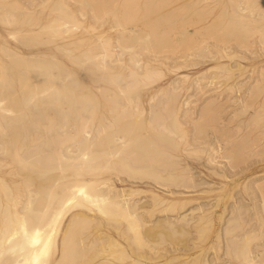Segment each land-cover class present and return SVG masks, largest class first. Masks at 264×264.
<instances>
[{
	"label": "bare ground",
	"instance_id": "bare-ground-1",
	"mask_svg": "<svg viewBox=\"0 0 264 264\" xmlns=\"http://www.w3.org/2000/svg\"><path fill=\"white\" fill-rule=\"evenodd\" d=\"M4 1V0H3ZM30 0H28V2H29ZM32 2H34V3H32L33 5L35 4V7L32 5V6H30L31 4H30V2H29V4H28V2H26V3H23V7H24V5H27V8H26V6L24 7V8H26L25 10L23 9V11L25 12L27 9H28V13H27V16H26V18L28 17V15H30L29 14V9H33L30 13H33V11L35 12V10H37V8H36V4L38 5V3L37 2H40L39 3V6H41L42 5V3H43V1L45 2H47V0H41V1H36L35 2V0L33 1V0H31ZM50 1H52V0H50ZM54 1V0H53ZM66 2H63V0L61 1H59L60 3L62 2L63 4H65V3H67V0H65ZM73 1V0H72ZM80 1H82L83 3H84V5L86 4V6H84V7H90V8H92L91 9V12H90V9H88L89 10V12L94 16H92V15H90L89 16V18L91 19V16L93 17V18H97V20L99 21V20H101V19H103V18H105V14H107L106 16L107 17H109L108 15H109V12H112L111 14L113 15V17H114V21H112V22H114L113 24H115L116 25V27H119V26H122L121 28L122 29H120V31L122 30L123 31V33L122 34H125V33H127L128 31H130V34H131V31H132V35H130V34H127V35H115V36H113V35H104L107 31H109V30H107L104 34L102 33V32H99V34L97 33V34H94V36H92V37H87L86 35H84V36H76V34H73V37H71L70 38V36H72L71 34H70V31L71 30H74V31H76V29L78 30V28H80V26L81 25H83L82 24V22L81 21H79L80 23H81V25L80 24H78L79 22L77 21V17L75 16V13L74 12H76L77 11V13H78V9H80V7L82 6H80V7H78L77 6V10H75L74 12L72 11V8L71 9H68V8H70L69 6H68V3L66 4L67 6H68V8H67V6L65 5V6H63L62 7V4L60 5V7H62V11L60 10H58L60 13H62L61 15L59 14L58 16H54V17H51L50 18V20L47 22V20H46V24H43V25H40L39 26V29L40 30H43V28H47L48 29V31H47V29H44L45 31H47V33L49 32V33H51L52 31H53V33L51 34L52 35V37L53 38H55L54 36L55 35H58V37L60 38H65L66 40H60V41H62V42H59V43H57V42H54V40H52L51 38H49V39H51V41L52 42H49V39H46L45 41L46 42H49V43H57V44H55L56 45V48L59 50V49H62V50H66L65 51V55L67 56L68 55V57H69V59L73 62V63H75L76 65L78 64H81V63H83L85 60L84 59H86V62H91L92 64H91V66L92 67H88L87 69H89V71H90V74L91 73H93V74H91V75H97V77L96 78H94L93 79V81L94 82H96V83H98V81L100 82V84L99 85H97V84H95V85H97V87H96V89H97V92L98 91H100V94L102 93V95H104V98L105 99H103V101L101 100L102 98H101V96L102 95H100V100L101 101H98L97 102V104H98V106H99V103H100V108H101V113H100V119H99V124H97V126H98V128L94 125V123H95V121L93 122V125L92 126H95L96 128H97V130L96 131H94V129L95 128H93V131L91 130L92 128V126H91V124H92V118H94L93 116H92V118H91V116L87 113V115L85 114V112L87 111H91L90 113L92 114V115H94L93 114V111H95V107H96V105H95V103L93 102V100L95 99L93 96H94V94L93 93H96V92H93L94 90H95V87H94V90H92V87H91V89L87 86V85H85V84H81L82 82H79V79H77V77L76 76H74V74L72 73V68H74V66L71 68V67H68L67 65H65V64H63L62 63V60H59V59H57L56 57H55V55H53V56H51V58H49L46 54H43V52H40V51H38V52H33V53H31L32 54V56H28L29 58H27V56H25L24 54H22L21 52H20V50H18L17 51V49L15 50L14 48L15 47H9V46H7L6 48L4 47V46H2V49L4 48L6 51H10V53H11V51L13 50L14 52H15V55H16V57L17 58H19L20 60H24V61H26V63H28V64H30V66L31 67H33V64H34V66L36 65L37 67H36V69H41L42 71L40 72V74L39 75H41L40 77H42V78H39V80H38V77H39V75H37V82H38V89L39 90H36V92L37 93H33L32 94V99L30 100L31 102H33V103H31V102H29V103H31L32 105H33V108L35 109L34 111H33V113H36V114H38V116H35L36 114H34V116H35V118H33L35 121H36V117H37V119L38 120H41V121H45V120H48V124H46V125H44L43 127H45V129H48V131L47 132H44V129L42 130V132H40L39 131V133H37V131H36V133L34 132V134H36V136H35V138L36 139H40V140H48V141H50L52 144H50V145H48V144H45L44 146H43V142H36L35 140H31V138L30 139H28V137H30L31 135H32V133H29L28 132V130L26 131V133H25V129L27 128V126H26V128L24 129V131L22 132V134L20 133H14V132H16L17 130H18V125H19V119L17 120L14 116H17V115H21V114H17V115H15L14 114V116H11V115H9V111L12 113V108L10 107V103H11V105H12V101H11V99H16V102H15V104L17 103V104H19V105H17V106H20V108L19 107H17V108H19V109H21V102H20V100H18L19 98H18V92L16 93V91H14V92H12V93H16L15 95L17 96V97H14L15 95L14 94H12L11 93V95L10 96H8V97H6V98H3V97H1V95L2 94H4L5 93V88L8 86V85H6L5 83H6V76L4 75V74H0L1 76L3 75L4 77H5V81L3 80V78H2V80L5 82V83H3V81L1 82V76H0V87L2 88V86L3 85H6V86H4L5 88H4V90L5 91H3L1 88H0V108H2V109H4L3 111H5L4 113H6L7 114V112H8V117H14L13 118V120H16V121H18V122H16V121H13L12 119H11V117L9 118L10 119V121L12 120V122H13V124H14V126L16 125V123L18 124L17 125V129L16 128H14V127H11L10 129V131H14L13 132V134H16L15 136H16V140L18 141L17 142V144L15 145V143H13V141L15 140L14 138H15V136L12 134V132H11V134H10V131H9V134L10 135H12V137H13V139H12V137H10V135L9 136H7L8 138V140L5 138H3V140H0V154H1V152H3V154H5V153H8V154H10L9 156L13 159V160H18L19 162H20V164L22 165H20L21 166V168H19V169H21V170H25L26 171V173H27V171H28V169H29V171L31 170V172L34 174V176H33V174H30V173H27L28 175L26 176V173H25V175L24 176H26V177H24V180L22 179L23 178V171H21L22 173L21 174H18V173H16V171H15V173L19 176H22V178L19 176V178H20V180L22 179L23 180V182H21V184L22 183H27V185L29 186V184L28 183H32L31 185H34V180L36 179V181L38 182V184L36 185V188H32V187H30V188H32V189H30V188H28V190H27V186H25L26 188H24V190H26L28 193L26 194V199H24L25 201H23V202H21V203H23V204H21L20 206L21 207H17V205L18 204H20V203H17V199H16V197H14L15 195H13L12 193H13V191H12V193H11V189H12V187H11V184H13L14 183V181L12 180L11 182H13V183H11V184H9L8 183V181H6V180H4V184H3V189L5 188H9V189H7V190H9V193H6V196L4 195V197L3 196H1L0 195V224H2V226H0V264H47L48 262L50 263V260L48 259V255L50 254V252H51V250L54 248V247H57V244L58 243H60V248H61V256H60V258H59V262H58V264H75V262L76 261H79V262H82V261H80V259L82 258V256H83V258H84V255H82L83 254V252H84V249L85 248H83V245H82V248L81 247H79V239L77 238L78 236H79V233L81 232V227H86L87 228V226L88 225H90V224H93V222L95 221V218L93 217V216H97V215H100V217L102 216V217H104V219H106L108 222H107V224H109L110 222H111V224H112V226L114 227V229H115V231L117 232V235L119 236H122V239H123V237H126V238H128L127 240L128 241H132L133 242V238L130 240V237H128L127 235L128 234H130V233H132V236L134 237V236H143V235H148V236H150V235H153L154 233H156L157 232V228H161V230H162V232L164 233L165 231H169V232H171V233H175V232H177V231H181V232H187V234L189 233H191V231H190V229H188V228H190V227H193V228H195V231H196V233H197V239H198V241H203V242H205V240H206V238H207V233H208V231L210 230V229H212L211 227V225H212V218H213V213L215 212L214 210H213V208H216L217 206L216 205H212V206H207V205H205V206H203L202 204H197L198 206H194V207H196V208H194V207H192L191 209H192V215L194 214V218H191V216L189 215V218H188V215H187V213L185 214L184 212L183 213H181V210L183 211L187 206H189L190 204H188V203H191V201L189 202V199H190V197H192V198H198V197H202V195L201 194H196V193H198L199 192V190L200 189H198L202 184H204L205 182H199L198 181V176H197V178H196V174H195V172L193 171V169L191 168V166H188V162H190L189 161V159H188V155H186V154H188L189 153V151L190 152H192L193 150H195V152L196 151H201V149H202V151L204 152V151H207L206 150V147H204L205 145H208V146H210L211 148V150H209V154H210V158H208V162L207 163H209V162H211V163H213V165L211 166L210 165V167H216L217 165H218V162H217V157H218V155H216V154H218V153H216V152H218L219 151V148H221L222 146H220L221 144H220V141H219V139L218 140H216V141H219V146H217V147H215L214 148V146L212 147V145H211V142H209V141H206L207 140V138H208V136H209V138L211 137V135L213 136V134H207L208 136L206 137V135L205 136H203L202 134H205V132L207 131V129H208V127L211 125V121L212 120H214L213 118H214V116L216 115V113L219 111L218 110V108L220 107L219 105H220V103H219V105L217 104V106H213V104L215 105V103L214 102H216V100H217V98L215 99V98H213V99H215V101L214 100H212L213 102H208V104L206 103V105L205 104H203V105H205V106H207L206 108H203L202 110H201V113H200V118L201 119H198V120H195L193 117V112L191 113V111H190V109H187V110H183L182 112H184L183 113V115H184V117H185V119L186 120H189V121H191V122H194L195 123V125L194 126H196V128H197V135L196 136H194L192 139H187V134H188V128L186 127V126H183L182 124H183V122H181V119H182V117L181 116H179V112H178V107H177V103H178V101L179 100H177V99H180V97L182 96L181 94L183 93L182 91L183 90H185V89H187L188 91L189 90H191L192 89V86L193 85H197L195 88H197V91H198V87L200 86V81L201 80H203V72L200 74V75H198L197 74V76L195 77V76H193V78H192V75H191V77L190 78H188L189 76L187 75V74H182L183 76H181L182 78H180L179 80L178 79H173L172 81H171V83L169 84L170 86H169V88L167 87V88H161L162 87V85H161V87L160 88H158L157 89V91L156 92H158L157 93V96L159 95H161V94H159V92H161L162 93V95L160 96L161 98H159V99H157L156 97V103H154V101L152 100H149L148 102L150 103L149 105H145V103H143V98H144V95L142 96V97H140L139 95H140V93H139V95H137V92L135 91V90H139V87L143 84V86H147V85H150L151 86V84H153L155 81H158L159 80V78L160 77H164V75H163V73L162 72H164L162 69H160V65H163V66H166V65H164V63H163V56H165L163 53L165 52V48L166 49H168V48H175L176 47V45H177V47H178V42H176L177 41V38L175 39V42H176V44H175V42L174 41H172V40H174V38H170V39H172V40H170L171 41V43H172V46L173 45H175V47H172L171 46V44L169 43L170 41H168L167 40V43H169L170 44V46L171 47H169V45L168 44H166V39L168 38V36H167V38H166V36H165V34L164 33H166V32H164V30L162 31V30H160V31H158V32H161V33H157V32H155V31H153L155 28H154V26H156V24H160V22H162L163 20H164V18H166V17H169L172 13H174V11H172V10H167L168 12H165L164 13V10H163V12L162 13H157L154 17H155V20H152L151 18H153L154 19V17L152 16L153 15V11L154 12H156L155 10H154V8L155 7H158L159 5H160V7L162 6V8H164L163 7V5L164 4H160V1L161 0H159V1H157V3L159 2V4L157 5V6H155L156 5V3H154L153 5H152V3H151V5H150V2L151 1H148L147 2V0H146V3L148 4L149 3V5H147L145 2H143L142 1V3H145L146 4V6H145V8H142L143 7V5H140L141 3V0H139L138 2H136V0H121V1H123L122 3H121V5H120V8H119V5H118V9H117V11L116 10H110V4H113V3H115V4H117L116 2H114L113 0H85V1H83V0H80ZM117 1V0H116ZM145 1V0H144ZM152 1H154L155 2V0H152ZM162 1H165V0H162ZM167 2H168V0H166ZM165 1V2H166ZM169 1H172V0H169ZM175 1H177V0H175ZM179 1H181V0H179ZM178 1V2H179ZM189 1V0H188ZM201 0H193V1H191L190 2V4L191 5H189L188 3L189 2H185L186 4H188L190 7H193L192 6V4H197L198 2H199V4H201L203 1H205V0H202L201 2H200ZM214 1V0H213ZM216 1V0H215ZM226 1V0H225ZM229 1V0H228ZM231 1L233 2V0H230L229 2H230V4H232L231 3ZM238 2L239 3V1H237V0H234V2ZM245 1V2H244ZM254 0H243V1H240V2H244V3H239V6H240V8L238 7L237 9H240V10H242V11H240V10H237L238 12H240V13H236L237 11H236V9H235V11L236 12H234V10H233V14L232 15H230V12H229V15H228V13L227 12H225L226 10H225V8H227V7H229L228 5H230V4H228L227 3V1H226V3L228 4V5H223V7H225V8H223V14H224V12L226 13V15H228V17H230V19L228 18V21L231 23V24H229L230 26H224L225 28L226 27H230L229 29H230V31H231V28H232V23H234V26L235 27H238V25H239V29L243 32V34L244 35H246L245 33L247 32V30H249L248 32H247V34L249 33V32H251V31H253L252 30V28H247V27H245V29H242V28H244L243 26H245V24H246V22L244 21V20H250V21H252V16H251V18H249V16H250V14H255V11L254 10H256V8H255V3L257 2L256 0V2L254 3L253 2ZM261 1V0H260ZM45 2V3H46ZM57 2H58V0H57ZM58 2V3H59ZM69 2H71V0L69 1ZM74 2H79V0L77 1V0H74ZM82 2H79V3H82ZM113 2V3H112ZM118 2V4H119V1H117ZM164 2V3H165ZM208 2V1H207ZM207 2H204V3H207ZM212 2V1H211ZM211 2H209V3H207L205 6V8L203 7L204 5H203V3L201 4V8H200V11H202L203 13L205 12V11H203V10H201V9H205L206 10V8L207 9H209L208 10V13L207 14H210L209 13V11H210V9L211 8H208L207 7V5H209ZM223 2V1H222ZM233 2V4H236V2L234 3ZM258 2H259V0H258ZM44 3V4H45ZM53 3V2H52ZM59 3V4H60ZM137 3H140V4H138V5H140V6H142L141 7V9L139 10V11H137V12H140V13H138L137 14V12H136V9H137V7H136V4ZM170 3V5L172 4L171 2H169ZM168 3V4H169ZM180 3V2H179ZM213 3V2H212ZM216 3H217V1H216ZM259 3H262V2H259ZM257 4V5H259L260 7H261V5L260 4ZM263 3H264V1H263ZM1 4V3H0ZM43 4V6H46V5H44ZM73 4V3H72ZM74 4H76V3H74ZM183 4H184V2H183ZM182 4V5H183ZM198 4V5H199ZM219 4V2L217 3V5ZM89 5V6H88ZM166 5V4H165ZM164 5V6H165ZM175 5V4H174ZM188 5H184L185 7H187L188 8ZM216 4L214 3V6H215ZM221 5V4H220ZM1 6H3V5H1ZM4 6H5V4H4ZM3 6V7H4ZM42 6V7H43ZM82 6V7H83ZM167 6V5H166ZM165 6V7H166ZM171 6H173V5H171ZM180 6V5H179ZM178 6V7H179ZM184 6H182V7H184ZM195 6V5H194ZM197 6V5H196ZM213 6V7H214ZM230 6H232V5H230ZM235 6V5H234ZM238 6V5H237ZM257 7V9L258 8H260V7ZM262 6H263V4H262ZM2 7V8H3ZM22 7V8H23ZM29 7V8H28ZM32 7V8H31ZM48 8H49V6H47ZM81 7V8H82ZM168 7H170L169 5H168ZM200 7V6H199ZM199 7H197L198 8V10H193L194 8L195 9H197L196 7H193V9H187L188 11H191V10H193L192 12H195L196 13V11H198V14L199 13H201V12H199ZM210 7H211V5H210ZM216 7V6H215ZM221 7V6H220ZM1 8V7H0ZM21 8V7H20ZM41 8V7H40ZM39 8V9H40ZM138 8H140V7H138ZM162 8H159V9H162ZM172 7H170L169 9H171ZM233 8H235V7H233ZM233 8H231V9H233ZM262 8V10H263V8L264 7H261ZM45 9V8H44ZM53 9V8H52ZM76 9V8H75ZM83 9H87V8H83ZM142 9H143V12H142ZM151 9H152V15H150L151 13H150V11H151ZM157 9V8H156ZM159 9L157 10V11H159ZM165 9V8H164ZM172 9H174V8H172ZM176 10H177V8H175ZM179 9H181V8H179ZM182 9H184V8H182ZM215 9V8H214ZM219 9V8H218ZM221 9V8H220ZM228 9V8H227ZM230 9V8H229ZM254 9V10H253ZM74 10V9H73ZM187 10H185V11H187ZM213 10V9H212ZM225 10V11H224ZM244 10H246V12H244ZM248 10V11H247ZM49 11H50V8H49ZM80 11H82V13H83V18L85 17V14L86 13H84L83 11H87V10H80ZM79 11V12H80ZM171 11H172V13H171ZM187 11V12H188ZM221 11V13L220 14H222V10H220ZM39 12H41V9H40V11ZM48 12V11H47ZM58 12V13H59ZM88 12V11H87ZM88 12V13H89ZM176 12V11H175ZM181 12V11H180ZM186 12V13H187ZM206 12H207V10H206ZM205 12V13H206ZM212 14L215 12V11H210ZM218 12V11H217ZM258 12V11H257ZM256 12V13H257ZM260 13H264V10L263 11H259ZM43 13V12H42ZM49 13H53V11L52 12H49ZM54 13H55V11H54ZM89 13V14H90ZM178 13H179V11H178ZM177 13V14H178ZM185 13V12H184ZM189 13V12H188ZM203 13H202V15L200 14L199 16H204L205 15V17L204 18H207L208 17V15H207V17H206V14H204L203 15ZM21 14H22V12H21ZM81 14V13H80ZM183 14V13H182ZM211 14V15H212ZM220 14H218L217 16H215V17H217L216 18V20H218V22L221 20V18L219 19V15ZM236 14V15H235ZM258 14V13H257ZM26 15V14H25ZM39 15V14H38ZM37 15V16H38ZM41 15V14H40ZM44 15V14H43ZM43 15H41V16H43ZM50 15V14H49ZM49 15H48V17H49ZM53 15V14H52ZM87 15L88 14H86V18H87ZM111 15V16H112ZM186 15V14H185ZM190 15V14H189ZM188 15V16H189ZM192 15H194V13L192 14ZM261 15V14H260ZM22 16V15H21ZM34 16H36V13H35V15ZM45 16V15H44ZM79 16H81V15H79ZM104 16V17H103ZM180 16H181V14H180ZM210 16V15H209ZM221 16V15H220ZM223 16V15H222ZM246 16V17H245ZM254 16V15H253ZM257 15L255 14V16H254V19H253V21H256V19L258 18V17H256ZM262 16V15H261ZM39 17V16H38ZM47 17V18H48ZM72 17V18H71ZM102 17V18H101ZM151 17V18H150ZM171 17H173L172 15H171ZM177 18L179 17V16H176ZM176 17H174V18H176ZM184 17H186V16H184ZM183 17V18H184ZM191 18H192V16H190ZM215 17H214V19H215ZM247 18V19H245V18ZM256 17V18H255ZM32 18H35L36 19V17H30L29 16V18L27 19V22L29 23V21L32 19ZM40 18V17H39ZM92 18V19H93ZM99 18H101V19H99ZM198 18V17H197ZM196 18V19H197ZM203 18V17H202ZM202 18L200 19L201 20V22H202ZM210 18V17H209ZM223 19L225 18V20H222V21H226V17H225V14H224V16L222 17ZM244 18V19H243ZM259 18H260V16H259ZM258 18V19H259ZM24 19L25 18H23V20L22 21H24ZM43 19H46V18H44L43 17ZM75 19V20H74ZM89 19V20H90ZM91 19V20H92ZM168 18H166V22L169 20L171 23L170 24H172V25H170L169 23V25H170V27L172 26H175V25H173V24H177L178 22H174V23H172L173 21H172V19L170 20V19H168ZM208 19V18H207ZM211 19V18H210ZM214 19H212V21L213 22H209V24L210 23H212L211 25H209L208 24V29H209V27H214V25H215V29H214V31H212L213 33L217 30V29H219V28H217V27H219L220 25L219 24H221V23H217V21L216 20H214ZM257 19V20H258ZM261 19V18H260ZM263 19H264V15H263ZM263 19H262V21H263ZM37 20V19H36ZM35 20V21H36ZM72 20H73V22H72ZM81 20V19H80ZM87 20V19H86ZM90 20V21H91ZM96 20V21H97ZM106 20V19H105ZM104 20V21H105ZM108 20V19H107ZM150 20H151V22H150ZM162 20V21H161ZM175 20V19H174ZM187 20V19H186ZM189 20V19H188ZM195 20V19H194ZM248 20V21H249ZM21 21V22H22ZM25 21H26V19H25ZM34 21V20H33ZM34 21V22H35ZM38 21V20H37ZM74 21H75V23H74ZM83 21H84V19H83ZM141 21V22H140ZM156 21V22H155ZM165 21V20H164ZM196 21V20H195ZM216 21V22H215ZM252 21V22H253ZM258 21H260V23H262L261 22V20H258ZM78 22V23H77ZM103 22V21H102ZM102 22L100 21V25H99V22H97V24L100 26V27H102L101 25H103L102 24ZM145 22V23H144ZM147 22H150V23H148V25H146L147 24ZM155 22V23H154ZM180 22H182V20H180ZM192 22H193V19H192ZM201 22H199V21H197V24L198 23H201ZM228 22V23H229ZM10 22H7V24H9ZM26 23V22H25ZM24 22H23V25L25 24ZM28 23H26L27 24V26L29 25H31V24H28ZM31 23H33V22H31ZM41 23V22H40ZM43 23V22H42ZM76 23H77V25L79 26H77L76 25ZM84 23V22H83ZM85 23H87V21L85 22ZM94 23H96L95 21H94ZM94 23H92V25H94ZM105 23H107V21H105L104 22V24ZM129 23V25L132 23H134L133 25H131L132 27L133 26H135L136 27V25H145V27H144V29L146 28V26H147V29L149 28L148 26H149V24L150 25H152L153 24V32H152V37L151 38H148V40H146V41H144L143 39L145 38L144 37V33L142 32V31H136L135 33H137V34H133V31H135V30H131L130 29V26H128V25H126V24H128ZM139 23H144V24H139ZM162 23H164V22H162ZM225 23V22H224ZM228 23H226V24H228ZM249 23H251V22H249ZM255 23H257V21L255 22ZM88 24H90V22L88 23ZM112 24V25H113ZM167 24V25H168ZM190 24H192V23H190ZM194 24H196V23H194ZM216 24H218V25H216ZM222 24H223V22H222ZM221 24V26H220V28H222L223 27V25ZM240 24H241V26H240ZM263 24V23H262ZM20 25L22 26V24L20 23ZM75 25V26H74ZM111 25V26H112ZM115 25H114V27H115ZM161 25V24H160ZM164 25V24H163ZM163 25H161L160 27H161V29H163L162 28V26ZM213 25V26H212ZM261 25V24H260ZM37 26V25H36ZM73 26H74V28H73ZM95 26V25H94ZM110 26V27H111ZM157 26H159V25H157ZM182 26V25H181ZM184 26V25H183ZM182 26V27H183ZM200 26V25H199ZM198 26V27H199ZM205 26H207V25H205ZM234 26H233V30H235V32L236 31H238V33L240 32L241 33V31H239L237 28L236 29H234ZM247 26H249V25H247ZM250 26H251V24H250ZM249 26V27H250ZM263 26V25H262ZM262 26H260V27H257L256 29H258V28H260L261 29V27ZM23 27V26H22ZM31 27H35V26H32L31 25ZM49 27H50V29H49ZM76 27H78V28H76ZM86 27V26H85ZM84 27V28H85ZM109 27V28H110ZM114 27H111L112 29L114 28ZM165 27V26H164ZM169 27V26H168ZM167 27V28H168ZM169 27V28H170ZM171 27V28H172ZM177 27V26H176ZM197 27V26H196ZM202 27H204V26H202ZM223 27V29L224 30H228L229 31V29L227 28V29H225ZM242 27V28H241ZM252 27V26H251ZM42 28V29H41ZM83 28V29H84ZM89 28H95L93 31H92V29H91V31L92 32H94L95 30H97V28L96 27H93V26H89ZM89 28H87V29H89ZM111 28H110V30H111ZM120 28V27H119ZM118 28V29H119ZM127 28H129V30L127 29ZM173 28H175V27H173ZM173 28H172V30H170L171 32H173L174 30H173ZM178 28V30H179V27H177ZM201 28V27H200ZM211 28V30H213ZM247 28V29H246ZM255 28V25H254V27H253V29ZM8 29V28H7ZM82 29V30H83ZM87 29H86V31H87ZM146 29V30H147ZM157 30H158V27L156 28ZM165 29H166V27H165ZM187 29V28H186ZM202 29V28H201ZM201 29H200V31H199V29H197L198 30V32H201ZM223 29H221L220 30V33L222 34V32H224V30ZM251 29V30H250ZM260 29H259V31L258 32H260ZM262 29H263V27H262ZM29 30V29H28ZM52 30V31H51ZM103 30H105V29H103ZM124 30H127L125 33H124ZM175 30L177 31V29L175 28ZM181 30V29H180ZM179 30V31H180ZM182 30H184V27H183V29ZM206 30V29H205ZM210 30V29H209ZM209 30H206V33H207V31H208V34H212V35H209V36H212L213 37V35L215 36V34H219V32L217 31V32H215V34H213L212 32H210ZM264 30V29H263ZM262 30V31H263ZM100 31V30H99ZM101 31H102V29H101ZM116 31H119V30H117L116 29ZM148 31H149V29H148ZM169 34H170V31H168V30H166ZM29 32V31H28ZM38 32V31H37ZM37 32H35V33H37ZM72 32V31H71ZM89 32H90V30H89ZM88 32V33H89ZM175 32V31H174ZM178 32V31H177ZM184 32V31H183ZM183 32H181L182 34H183ZM186 32V31H185ZM195 32V31H194ZM197 32V31H196ZM195 32V33H196ZM225 32H227V31H225ZM234 32V33H235ZM254 33H255V31H253ZM264 32V31H263ZM262 32V33H263ZM34 33V34H35ZM40 33H41V31H40ZM39 33V34H40ZM85 33H87V32H85ZM114 33V32H113ZM118 33V32H117ZM167 33V34H168ZM229 33V32H228ZM231 33V32H230ZM230 33H229V35H230ZM237 33V34H238ZM252 33V32H251ZM250 33V34H251ZM25 34V33H24ZM23 34V35H24ZM38 34V33H37ZM37 34H36V36H37ZM38 34V35H39ZM66 34H67V36H66ZM79 34V33H78ZM77 34V35H78ZM107 34V33H106ZM174 34V33H173ZM181 34V35H182ZM199 34H201V33H199ZM204 33H202L201 35H203ZM223 34H225V33H223ZM222 34V36H224V42H225V36H226V34L225 35H223ZM256 34V33H255ZM264 34V33H263ZM262 34V36H261V33H260V37H263L264 35ZM23 35H21L22 36V38H26V34L23 36ZM28 35V37L30 36L29 35V33L27 34ZM43 36H44V34H42ZM50 35V34H49ZM48 35V36H49ZM75 35V36H74ZM88 36H89V34H87ZM91 35V34H90ZM172 35V34H171ZM178 36H179V33L177 34ZM177 35H174V36H177ZM184 35V34H183ZM182 35V36H183ZM185 35H187V34H185ZM195 35V34H194ZM205 35V34H204ZM220 35V34H219ZM228 35V34H227ZM228 35V36H229ZM231 35H232V33H231ZM230 35V36H231ZM234 35V34H233ZM46 36V35H45ZM47 36V37H48ZM124 36V37H123ZM173 36V37H174ZM188 36V35H187ZM189 36H190V34H189ZM192 36H193V34H192ZM229 36V37H230ZM235 36V35H234ZM233 36V37H234ZM49 37H51V36H49ZM197 37V36H196ZM216 38H218L217 40L219 41V37H217V35L215 36ZM239 37V36H238ZM242 37V36H241ZM249 38H250V36H248ZM22 38H20L21 39V41H19L20 43H26L25 41L26 40H28V44L30 43V44H34V42H32V41H29V39H30V37L29 38H27V39H23L24 40V42L22 41ZM36 38H38V37H35L34 39H36ZM39 38H41L40 36H39ZM57 38V37H56ZM124 38H125V41H124ZM166 38V39H165ZM168 38V39H169ZM182 39H183V37H181ZM188 38V37H187ZM187 38H186V42H188V44L190 43V41H187ZM190 38V37H189ZM189 38H188V40H189ZM193 38V37H192ZM216 38H215V40H216ZM232 38V37H231ZM236 38V37H235ZM112 39L114 40V41H112ZM180 39V38H179ZM191 39V38H190ZM194 39V38H193ZM220 43L223 41L222 40V38H221V35H220ZM230 39V38H229ZM17 40V39H16ZM19 40V39H18ZM31 40H32V35H31ZM131 40V43H128V41H130ZM195 40V39H194ZM196 40H197V38H196ZM204 40V39H203ZM228 40V39H227ZM227 40H226V42H227ZM239 40V39H238ZM245 40V39H244ZM260 41L262 40V39H259ZM264 40V39H263ZM39 41V39L37 40V42ZM45 41L42 39V41H40V42H44L45 43ZM134 41V42H133ZM144 41V42H143ZM183 40H180L179 42H182ZM184 41H185V39H184ZM199 41V40H198ZM230 41V40H229ZM246 41H248V40H246ZM259 41V42H260ZM32 42V43H31ZM36 41H35V44L37 43ZM127 42V43H126ZM174 42V43H173ZM186 42H185V44H186ZM191 42L192 43H190V44H192V45H194V44H196V43H194L193 42V40H191ZM199 42H201V41H199ZM203 42V41H202ZM204 42H207V41H204ZM242 42V41H241ZM249 42V41H248ZM262 43H264L263 41H261ZM260 42V43H261ZM86 43V44H85ZM135 43H137V45H135ZM183 44H184V42H182ZM182 43L181 44H179V45H182ZM194 43V44H193ZM259 43V44H260ZM260 44V45H263V44ZM27 44V45H28ZM34 44V45H35ZM38 44V43H37ZM138 44H142L143 45V48H142V45L141 46H138ZM184 44V45H185ZM187 44V45H188ZM200 44L201 43H199V46H200ZM244 44L246 45L247 43L245 42V43H241V45H243L244 46ZM25 45V44H24ZM23 45V46H24ZM34 45H32V46H34ZM49 46H50V44H48ZM48 45H47V47L46 48H48ZM87 46L86 48H82L83 46ZM167 45H168V47H167ZM184 45H182V46H184ZM191 45V47H192V50L194 51L195 50V48L197 49L198 47V45L196 46L195 45V48H194V46H192ZM202 45V44H201ZM205 45V44H204ZM239 46V45H237V46H239L241 49H243L244 47L243 46ZM251 45V44H250ZM29 46H31V45H28V47ZM31 46V47H32ZM36 46V45H35ZM41 46H43V45H41ZM53 46V45H52ZM166 46V47H165ZM182 46H181V48H182ZM190 46V45H189ZM188 46V47H189ZM211 46V45H210ZM217 46V45H216ZM247 46L250 48V46L247 44ZM252 46V45H251ZM9 47V48H8ZM27 47V46H26ZM158 47H164L163 49H164V52L163 53H160L161 55H158V54H155L154 55V53L155 52H157L158 53V51H163V50H161V48L159 49V50H156ZM190 47V48H191ZM205 48L207 47V46H204ZM217 47H219V46H217ZM259 47H261V46H259ZM263 47H264V45H263ZM1 48V47H0ZM37 48H39V47H37ZM55 48V49H56ZM133 48H135V49H133ZM139 48H141V49H144V50H142V51H145V49L147 50V51H145V52H142L141 51V49H140V51H139ZM180 48V49H181ZM190 48H188V49H190ZM220 48V47H219ZM218 48V49H219ZM222 48V47H221ZM245 48H246V46H245ZM244 48V49H245ZM49 49V48H48ZM47 49V50H48ZM179 49V47L177 48V49H175V50H178ZM179 49V50H180ZM184 49V48H183ZM182 49V51H185V50H183ZM188 49L186 50L187 51V53H188ZM199 49H200V47L198 48V52H199ZM201 49H203V45H202V48ZM209 49V48H208ZM251 49V48H250ZM262 49H264V48H262ZM135 50V51H134ZM154 50H156V51H154ZM174 50V49H173ZM175 50H174V52H175ZM191 50V51H192ZM211 50V49H210ZM209 50V51H210ZM220 50V49H219ZM223 50H224V48H223ZM246 51H247V49H245ZM8 51V52H9ZM28 51H30V50H28ZM54 51V50H53ZM154 52V53H151V54H153V58H151V56L152 55H150V57H147L146 59H144V58H140V57H142V55H143V53H146V52ZM167 52H168V50H166ZM181 51V52H182ZM185 51V52H186ZM190 51V50H189ZM190 51V52H191ZM192 51V52H193ZM197 51V50H196ZM196 51L194 52V55H196L195 53H196ZM204 51V50H203ZM208 50H206V54H210L211 52H207ZM221 51V50H220ZM263 51V50H262ZM261 51V52H262ZM24 52V51H23ZM49 52H50V50H49ZM61 52V51H60ZM126 52H129L131 55L128 57V54H127V57L129 58H127L128 59V61L126 60V57L124 56V54L126 53ZM148 52V53H149ZM169 52H172V50L170 51V49H169ZM168 52V53H169ZM174 52H172V53H174ZM176 52H179V51H176ZM184 52V54H186L187 55V53H185ZM189 52V53H190ZM190 53V55L191 56H194V55H192L193 53ZM201 52H202V50H201ZM222 52V51H221ZM225 52V51H224ZM264 52V51H263ZM141 54V55H139V54ZM166 53V52H165ZM226 53V52H225ZM229 52H227L226 53V55L228 54ZM247 53V52H246ZM246 53H244V51H243V54H246ZM257 53V52H256ZM56 54V53H55ZM63 54V53H62ZM147 54V53H146ZM146 54H144V55H146ZM179 54H181V53H179ZM183 54V53H182ZM183 54V55H184ZM199 54L200 53H198L197 55H198V57H199ZM202 54H204V52L203 53H201V56H202ZM205 54V55H206ZM212 54V53H211ZM210 54V55H211ZM221 54V53H220ZM235 54V53H234ZM234 54H232V58H234V57H236ZM238 54H241V53H238ZM242 54V55H243ZM29 55V54H28ZM47 57H46V56ZM143 55V56H144ZM148 55V54H147ZM146 55V56H147ZM167 55H169V57L168 58H170L171 59V56H170V54H167ZM205 55L204 56H202V57H205ZM212 55H214V54H212ZM212 55L211 56H208V55H206V57L207 58H209V57H211V59H212ZM223 54H221V56H222ZM254 55V54H253ZM258 55V54H257ZM63 56V55H62ZM123 56H124V58H123ZM174 56V55H173ZM178 56V55H177ZM180 56H182V55H180ZM185 56V55H184ZM215 56V55H214ZM221 56H219V57H221ZM224 56V55H223ZM229 58H231L229 55H227ZM245 57H246V55H244ZM248 56H251V54L249 53V55ZM247 56V57H248ZM255 56V55H254ZM254 56H252L253 58H254ZM260 56V55H259ZM263 56H264V54H263ZM167 57V56H166ZM176 57V55L174 56V59H177L178 60V58H180V57H177V58H175ZM190 57V56H189ZM195 57V56H194ZM197 57V56H196ZM245 57H244V59H245ZM251 57V58H252ZM255 57H258V56H255ZM186 58H188V57H186ZM193 58V57H192ZM201 58V57H200ZM215 58H217L218 59V57H215ZM221 58H226V56H224V57H221ZM228 58V59H229ZM252 58V59H253ZM34 59V60H33ZM181 60L179 61L178 60V62H181V63H183L184 64V61H187V59L186 60H184L183 62H182V60L183 59H185V57H181L180 58ZM189 60L191 59V58H188ZM216 59V60H217ZM236 59V58H235ZM239 59H241V58H239ZM243 59V58H242ZM247 59V58H246ZM250 59V58H249ZM257 59V58H256ZM81 60H84V61H81ZM166 60V59H165ZM169 60V59H168ZM172 60H173V58H172ZM188 60V61H189ZM192 60V59H191ZM193 60H195L194 58H193ZM192 60V61H193ZM198 59H196V61H197ZM202 59H200V61H201ZM203 60H205V59H203ZM208 60V59H207ZM210 60V59H209ZM208 60V61H209ZM215 60V59H214ZM42 61H46V62H49V64L47 65V64H44L45 62H42ZM199 61V60H198ZM207 61V62H208ZM213 61V60H212ZM70 62V61H69ZM86 62H84V63H86ZM165 62V61H164ZM177 62V63H178ZM201 62H203V61H201ZM229 62V61H228ZM264 62V61H263ZM25 63V64H26ZM83 63V64H84ZM88 63V64H89ZM169 63H171V62H169ZM173 63H175V65H176V60H175V62L173 61ZM173 63H171L170 65L172 66L173 65ZM180 63V64H181ZM189 63H190V61H189ZM204 63H205V61H204ZM227 63V62H226ZM234 63H236V62H234ZM238 61H237V65H238ZM262 63V62H261ZM28 64H26V66L28 65ZM44 64V65H43ZM166 64V63H165ZM193 64V62L191 63V65ZM195 64V63H194ZM198 64V63H197ZM86 65L87 64H85V67H86ZM179 65V64H178ZM177 65V66H178ZM189 65V64H188ZM191 65H190V67H191ZM217 65V64H216ZM225 65V64H224ZM228 65V64H227ZM226 65V66H227ZM233 65V64H232ZM235 65V64H234ZM233 65V66H234ZM241 65V64H240ZM247 65V64H246ZM257 65H258V63H257ZM256 65V66H257ZM264 65V64H263ZM81 67L82 66H84V65H80ZM162 66V67H163ZM196 66V65H195ZM210 66V65H209ZM230 66V65H229ZM236 66V65H235ZM239 66V65H238ZM84 67V68H85ZM126 69V73L124 72V68ZM161 67V68H162ZM169 67V66H168ZM167 66H166V68H168ZM179 67H182V65L180 66H178V67H176L175 66V68H178L179 69ZM183 67L184 68H186L185 67V65H183ZM183 67H182V69H183ZM192 67H193V65H192ZM222 67V66H221ZM241 67H243V65L241 66ZM245 67V66H244ZM243 67V68H244ZM27 68H29V65L27 66ZM34 68V67H33ZM172 68V67H171ZM171 68H169V70L168 71H170V69ZM188 68V67H187ZM213 69H215V70H213V71H216L217 69H216V67H212ZM211 68V69H212ZM237 68V67H236ZM239 68H240V66H239ZM247 68V67H246ZM8 69V68H7ZM35 69V68H34ZM76 69V68H75ZM81 69V68H80ZM79 69V70H80ZM181 69V68H180ZM208 69V68H207ZM218 69H219V71L221 70V69H224V67H222V68H220V67H218ZM233 69H235V68H232L231 66L230 67H228V72L229 71H231V74H232V72H235L236 70H233ZM240 69H242V68H240ZM239 69V70H240ZM254 69V68H253ZM256 69V68H255ZM85 70H86V68H85ZM128 70V71H127ZM178 71V70H175V69H173L172 68V72H174V71ZM200 69H198V71H199ZM209 70H210V68H209ZM233 70V71H232ZM246 70V69H245ZM247 70H248V68H247ZM250 70V69H249ZM40 71V70H39ZM74 71V73H76L75 72V70H73ZM170 71V73H172ZM207 71V70H206ZM205 71V73H207ZM218 71V70H217ZM217 71H216V74L215 75H217ZM222 71V70H221ZM224 71H226V70H224ZM244 73H245V71L244 70H242ZM258 71V73H257V75H259V77L256 79V83H254L253 85H254V87L256 86L257 87V85H258V83H260L259 85L261 86V82H264V66H262V67H259V69L257 70ZM197 72V71H196ZM200 72V71H199ZM209 72H211L212 73V71H209ZM223 72V71H222ZM222 72H220L221 73V75H222ZM237 72V71H236ZM240 72V71H239ZM251 72V71H250ZM256 72V71H255ZM80 73V72H79ZM84 73V72H83ZM86 73V72H85ZM98 73V74H97ZM167 73V72H166ZM165 73V74H166ZM195 73V72H194ZM204 73V74H205ZM210 73V74H211ZM215 73V72H214ZM227 73V72H226ZM230 73V72H229ZM249 73V72H248ZM77 74V73H76ZM179 74V73H178ZM208 74V73H207ZM207 74H206V76H204V77H208L207 76ZM213 74V73H212ZM236 74V73H235ZM243 74V73H242ZM33 75V74H32ZM31 75V76H32ZM48 75V76H47ZM78 76H79V74H77ZM86 75V74H85ZM159 75H160V77H159ZM170 75V74H169ZM214 74H213V76H215ZM218 75H220V74H218ZM217 75V76H218ZM238 75V74H237ZM239 75H241V72H240V74ZM238 75V76H239ZM251 75V74H250ZM87 76V75H86ZM167 76H168V73H167ZM213 76H212V78H213ZM225 76H228V75H224L223 77L225 78ZM232 76V75H231ZM236 76V75H235ZM234 76V77H235ZM254 76V75H253ZM35 77V76H34ZM80 77V76H79ZM89 77V76H88ZM94 77V76H93ZM158 77V78H157ZM221 78V80L222 79H224V78ZM230 77V76H229ZM228 77V78H229ZM244 77V76H243ZM242 77V78H243ZM250 77V76H249ZM11 78V77H10ZM22 78H24V80L25 79H27V82H28V78L26 77H22ZM82 78V77H81ZM86 78V77H85ZM172 78V77H171ZM171 78H169L170 80H171ZM209 78H211V77H209ZM208 78V79H209ZM218 78V77H217ZM232 78V77H231ZM236 78V77H235ZM234 78V79H235ZM34 79V78H33ZM157 79V80H156ZM164 79V78H163ZM205 79V78H204ZM207 79V78H206ZM214 79H215V77H214ZM219 79V78H218ZM226 79V78H225ZM13 80V79H12ZM161 80V79H160ZM159 80V81H160ZM211 80V79H210ZM213 80V79H212ZM221 80L219 81V82H221ZM239 80V79H238ZM247 80V79H246ZM252 80V79H251ZM35 81V80H34ZM204 81V80H203ZM202 81V82H203ZM228 81V80H227ZM234 81V80H233ZM7 82H8V80H7ZM26 82V81H25ZM24 82V83H25ZM30 82H32V81H30ZM201 82V83H202ZM208 82H209V80H208ZM219 82H217V83H219ZM239 82V81H238ZM258 82V83H257ZM9 83V82H8ZM84 83H86V82H84ZM90 83H92L91 81H90ZM184 83H186V85H187V83H188V85H187V87L185 88V86H184ZM243 85H244V83L243 82H241ZM246 83H248V82H246ZM1 84H2V86H1ZM209 84V83H208ZM219 84H221V83H219ZM240 84V83H239ZM238 84V85H239ZM257 84V85H256ZM25 85V84H24ZM28 85V84H27ZM24 86V88L25 87H27L24 91H26L27 89H29V86L30 85H32V84H30V85H28V86ZM90 85V84H89ZM94 85V84H93ZM154 85V84H153ZM207 85V84H206ZM213 85V84H212ZM222 85V84H221ZM232 85V84H231ZM263 85H264V83H262V86L260 87V86H258V89H259V87L260 88H262L263 87ZM165 86V85H164ZM167 86V85H166ZM201 86H202V84H201ZM208 86V85H207ZM215 85H213V87H214ZM218 86V85H217ZM236 86V85H235ZM241 86V85H240ZM11 87V86H10ZM10 87H8V88H10ZM32 87V86H31ZM191 87V88H190ZM194 87V86H193ZM203 87H204V85H203ZM211 87V86H210ZM234 87V83H233V86H232V88ZM254 87H253V89H254ZM255 87V88H256ZM8 88H6V89H8ZM20 88H22L23 89V84H22V87H20ZM87 88V89H86ZM141 88V87H140ZM195 88H193V90H195ZM200 88H202V87H200ZM215 88H216V86H215ZM219 88H222V86L221 87H217L216 89H219ZM237 88H238V86H237ZM237 88H236V90H237ZM240 88H242V87H240ZM240 88H238V91L239 90H241ZM251 88H252V86H251ZM14 89V88H13ZM21 89V90H22ZM33 89V87L31 88V93H32V90ZM77 89H79V90H81V91H83V92H79L80 94H78V93H76V90ZM212 89V88H211ZM210 88H209V90L210 91H212ZM235 89V88H234ZM257 89V94H254V92L256 91L255 89V91L253 92V96H252V98L254 97V95H255V99L253 100V101H257V99H259L258 97H261L260 95H262V93H259V90ZM202 91L204 90V89H201ZM207 90V89H206ZM205 90V91H206ZM214 90V89H213ZM252 90V89H251ZM262 89H260V91H261ZM12 90H8V92H9V94H10V92H11ZM20 91V90H19ZM143 91V90H142ZM195 92L194 93V91L192 92V93H194L195 95H196V93H198V94H200L201 93V91H199V92ZM215 91V90H214ZM213 91V92H214ZM216 91H218V90H216ZM221 91V90H220ZM224 91V90H223ZM28 92H30V90L28 91ZM27 92V93H28ZM155 92V93H156ZM182 92V93H181ZM191 92V91H190ZM189 92V93H190ZM204 92V91H203ZM209 92V91H208ZM208 92H204V93H208ZM247 92V91H246ZM6 93H7V91H6ZM20 93V92H19ZM26 93V92H25ZM27 93H26V95H27ZM154 93V94H155ZM188 93V92H187ZM186 93V91H185V94H187ZM214 93H217V92H214ZM224 93H225V91H224ZM232 93H234V92H232ZM241 93V92H240ZM75 94H78V95H76L77 97H75ZM153 94V95H154ZM197 94V96H200L201 97V94L200 95H198ZM208 94H211V93H208ZM213 94V93H212ZM239 94V93H238ZM249 94H251L250 93V90H249ZM258 94H259V96H258ZM84 95L86 96L87 95V98H85L84 97ZM214 95V94H213ZM217 95V94H216ZM219 95V94H218ZM226 95V94H225ZM225 95L223 96V99H224V97H225ZM241 95V94H240ZM245 95V94H244ZM256 95H257V98H256ZM11 96H13V97H11ZM24 96V95H23ZM39 96V97H38ZM78 96H80V98H78ZM186 97H187V95H185ZM190 96V95H189ZM208 96H210V95H208ZM248 96V95H247ZM263 96H264V93H263ZM9 97H11V99L9 98ZM25 97V96H24ZM153 98H154V96H152ZM183 97V96H182ZM186 97H184V98H186ZM191 97V96H190ZM190 97H187L186 99H185V101H183L182 99V101H183V103H185V105L187 106V104L190 102ZM206 97V96H205ZM219 97V96H218ZM230 97V96H229ZM234 97H237V96H234ZM244 97H246V96H244ZM244 97H242L243 99H244ZM249 97V96H248ZM27 98V97H26ZM30 98V97H29ZM99 98V97H98ZM97 98V99H98ZM150 98V97H149ZM153 98H151V99H153ZM191 98H193V97H191ZM195 98H196V96H195ZM195 98H193L192 100H194ZM203 98V97H202ZM239 98V97H238ZM251 98V97H250ZM249 98V99H250ZM6 99H10V103H8V102H6ZM17 100L20 102H17ZM141 100V101H140ZM191 100V101H192ZM196 101H198L197 99H195ZM195 100H194V102H195ZM206 100V99H205ZM210 100V99H209ZM234 100V99H233ZM237 100V99H236ZM240 100V99H239ZM247 101H249L250 102V100H248V99H246ZM264 100V99H263ZM8 101V100H7ZM15 101V100H14ZM14 101H13V103H14ZM176 101H177V103H176ZM181 101V102H182ZM201 100H199V102H200ZM219 101V100H218ZM217 101V102H218ZM221 101V100H220ZM229 100H228V98H227V100H226V102H228ZM252 100H251V102H253ZM23 102V101H22ZM193 102V101H192ZM202 102V101H201ZM225 102V101H224ZM224 102H222L221 104V106H224V105H226V104H224ZM230 102V101H229ZM229 102H228V104H229ZM233 102H235V100L233 101ZM238 102V101H237ZM259 102H261V101H259ZM264 102V101H263ZM8 104V106H9V108H8V106H7V104ZM63 103H68L67 104V106L65 107L64 106V104ZM93 103H94V106H93ZM196 103V102H195ZM236 103V102H235ZM6 104V105H5ZM181 104V103H180ZM179 104V105H180ZM196 104H198V103H196ZM224 104V105H223ZM232 104V103H231ZM240 104V103H239ZM245 104H247V103H245ZM194 104H192V106H193ZM209 105H211V107L209 106ZM241 105H244V103H242ZM240 105V106H241ZM250 105V108H251V103L249 104ZM249 105H247L248 106V109H249ZM27 106V105H26ZM35 106V107H34ZM184 106V105H183ZM186 106H185V108H186ZM201 106V105H200ZM209 106V107H208ZM253 106H255V104L253 105V103H252V107ZM256 106H258V105H256ZM263 106V107H262ZM261 106V108L259 109H255L254 107H253V109H255V111L251 114V117H250V119L247 121L246 119H245V122L247 121L249 124H250V122H251V118L252 117H257V118H264V105H262ZM14 105H13V109H14ZM24 107V106H23ZM46 107H49V109L51 108V109H53L54 111H55V113H52V114H55V115H49L48 114V108H46ZM70 107V108H69ZM91 107H94V109L93 108H91ZM188 107H189V104H188ZM194 107V106H193ZM198 106H196V108H197ZM238 107V106H237ZM245 107V108H244ZM243 108L244 109H246L247 107H246V105L244 106ZM11 108V109H10ZM27 108V107H26ZM28 108H30L31 109V107L29 106ZM243 108H241V109H243ZM16 109V108H15ZM194 109V108H193ZM220 109H222L223 110V108L222 107H220ZM229 109V108H228ZM227 109V110H228ZM240 109V110H241ZM17 110V109H16ZM16 110H14L13 112H15ZM26 110V109H25ZM192 110V109H191ZM226 110V111H227ZM240 110L238 111V112H240ZM2 110L0 109V112H1ZM7 111V112H6ZM27 111V110H26ZM31 111V110H30ZM29 111V112H30ZM50 111V110H49ZM97 111H98V109H97ZM196 111H198V109L196 110ZM18 112H24V110L23 111H18ZM224 112H225V110H224ZM250 112V111H249ZM4 113H1L0 115H1V117L3 116V115H5ZM10 113V114H11ZM15 113H17V112H15ZM226 113V112H225ZM225 113H224V115H225ZM235 113V112H234ZM30 114V113H29ZM98 114V113H97ZM97 114H96V116H97ZM194 114H195V112H194ZM198 114H199V111H198ZM250 114V113H249ZM13 115V114H12ZM23 115V114H22ZM21 115V116H22ZM27 114H25V116H26ZM221 115H223V114H221ZM233 115V114H232ZM236 115H240V113L238 114H234L233 116H235V117H238V116H236ZM6 116V115H5ZM29 116V115H28ZM27 116V117H28ZM54 116V117H53ZM218 116H220L219 115V113H218V115L217 116H215V119H216V117H218ZM233 116H231V117H233ZM262 116V117H261ZM33 117V116H32ZM234 117V118H235ZM3 118V117H2ZM18 118V117H17ZM29 118L31 119V116H29ZM181 118V119H180ZM199 118V117H198ZM227 118V117H226ZM8 118H7V120H9ZM25 119H27V118H25ZM69 119H72V120H74L73 121V124H72V121H70ZM95 119H96V117H95ZM94 119V120H95ZM184 119V118H183ZM183 120V121H186V120ZM219 119V118H218ZM217 119V120H218ZM254 119V118H253ZM252 119V120H253ZM256 119V118H255ZM261 119H256V120H261ZM201 120V121H200ZM217 120H215V122L217 123L218 121ZM221 120H223V119H221ZM220 120V122H223V121H221ZM10 121H7L8 123H10ZM41 121H39V123L41 124L42 122ZM189 121H187L188 123H189ZM197 121H198V124H196L197 123ZM200 121V122H199ZM232 121V119L230 120V121H228V122H231ZM234 121V120H233ZM233 121H232V123L231 124H233ZM264 121V119L260 122H258V121H254V122H256L257 124H260V123H262ZM0 122H1V120H0ZM3 122V121H2ZM28 122H30V120H28ZM31 122H32V120H31ZM38 122V121H37ZM186 122V123H187ZM214 122V121H213ZM212 122V123H213ZM241 123H243L244 122V120H241L240 121ZM244 122V123H245ZM253 122V121H252ZM39 123H34V122H32L31 123V125H33V128L34 129H36V128H38V130H40L39 128H40V124ZM89 123H91V124H89ZM185 123V122H184ZM210 123V124H209ZM4 124V123H3ZM11 124V126H12V123H10ZM23 124H24V122H23ZM43 124H44V122H43ZM191 124H193V123H191ZM209 124V125H208ZM220 124V123H219ZM226 124V123H225ZM229 124V123H228ZM231 124H229V125H231ZM237 124V123H236ZM253 124V123H252ZM9 125V124H8ZM26 125H28V124H26ZM42 125V124H41ZM213 125V124H212ZM216 125V124H215ZM221 125H224L223 123L221 124ZM227 125V124H226ZM225 125V126H226ZM262 125H264V124H262ZM20 126V125H19ZM189 126V125H188ZM220 126V125H219ZM228 126V125H227ZM251 126V125H250ZM253 126H255V124L253 125ZM252 126V127H253ZM0 127L2 128V126L0 125ZM10 127V126H9ZM29 127H30V125H29ZM190 127V126H189ZM192 127V126H191ZM212 127V126H211ZM230 127V126H229ZM256 127V126H255ZM257 127H261V126H259V125H257ZM256 127V131H258V128ZM264 127V126H263ZM12 128H14V130L12 129ZM31 128H32V126H31ZM225 128V127H224ZM228 128V127H227ZM235 128V127H234ZM237 128H239V127H237ZM245 128V127H244ZM248 128H249V126H248ZM251 128V127H250ZM254 128V127H253ZM7 129H9V128H7ZM19 129H20V127H19ZM190 129V128H189ZM194 128H191V131L193 130ZM215 129H216V127H215ZM214 129V130H215ZM255 129V128H254ZM261 129V128H260ZM264 129V128H263ZM262 129V130H263ZM3 130V128L1 129V131L0 132H3L2 131ZM16 130V131H15ZM37 130V129H36ZM214 130H212V131H214ZM217 130V129H216ZM235 130H236V128H235ZM237 130H240V129H237ZM21 131H22V129H21ZM194 131V130H193ZM240 131H242V130H240ZM247 131V129H245V132ZM249 131H250V129H249ZM260 131V130H259ZM18 132V131H17ZM216 132V131H215ZM215 132H213L214 133V135L216 134ZM222 132V131H221ZM224 132V131H223ZM233 132V131H232ZM231 132V133H232ZM244 132V133H245ZM251 132V131H250ZM253 132H254V130H253ZM260 132H262V131H260ZM5 134H7L6 132H4ZM194 133V132H193ZM220 133V132H219ZM230 133V132H229ZM231 133L229 134V135H231ZM234 133V132H233ZM249 133V132H248ZM256 133V132H255ZM3 134V133H2ZM189 134H191V133H189ZM188 134V135H189ZM224 133H222V135H223ZM226 134V133H225ZM236 134V133H235ZM251 134H252V132H251ZM250 134V137H249V135H248V137L249 138H247V140L249 139H251V135ZM258 134V133H257ZM262 134H263V132H262ZM8 135V134H7ZM20 135H21V138H20ZM220 135V134H219ZM218 135V136H219ZM221 135V136H222ZM253 135H254V133H253ZM264 135V134H263ZM262 135V136H263ZM200 136V137H199ZM202 136V137H201ZM221 136H219L220 137V139H221ZM226 136H228L227 134H226ZM226 136L225 135H223L222 137L223 138H226ZM232 136V135H231ZM236 136V135H235ZM239 136V135H238ZM242 136V135H241ZM246 136V135H245ZM258 136V135H257ZM17 137H18V139L20 138V140H18L17 139ZM206 137V138H205ZM229 137V136H228ZM244 137V136H243ZM255 137V136H254ZM259 138H255V139H261L260 137L261 136H258ZM264 137V136H263ZM0 138H2V137H0ZM208 138V139H209ZM214 139H216V138H214ZM227 139H229V138H227ZM226 139V140H227ZM239 139H240V137H239ZM238 139V140H239ZM244 139V138H243ZM255 139H253V140H255ZM69 140H71V141H69ZM210 140H213L212 138H210ZM225 140V141H226ZM231 140H233L232 138H231ZM236 140V139H235ZM247 140L246 141H244V140H242V143H243V141L244 142H247ZM258 140V141H259ZM230 141V140H229ZM228 141V142H229ZM256 141V140H255ZM255 141H249V146H250V142H252L253 144H254V142ZM263 139H261V141H259V142H262L263 143ZM15 142V141H14ZM214 142V141H213ZM212 142V143H213ZM225 145H230L229 143H226V142H224V141H222ZM257 142V141H256ZM231 143V142H230ZM238 143V142H237ZM242 143H240L239 142V145L240 144H242ZM195 144H196V146H198L197 148H194L193 150H189L190 149V147L191 146H195ZM214 145L215 144H217V143H213ZM223 144V145H224ZM253 144H252V146H253ZM257 144H259L258 142H257ZM242 145H244V144H242ZM246 145H248V142H247V144ZM260 145V144H259ZM264 145V144H263ZM61 146H65L64 147V149L62 150L61 149ZM195 146V147H196ZM233 146H234V143H233ZM232 146V147H233ZM236 146V145H235ZM234 146V147H235ZM248 146V147H249ZM255 146V145H254ZM227 147V146H226ZM233 147V148H234ZM237 147V146H236ZM238 147H240V146H238ZM247 147V146H246ZM251 147V146H250ZM260 147V146H259ZM193 148V147H192ZM223 148H225V147H223ZM222 148V149H223ZM228 148V147H227ZM226 148V149H227ZM240 149H241V147H240ZM248 149V148H247ZM261 149H264L263 147H261ZM44 150H46V152H49L48 154H44ZM53 150H54V153H53ZM221 150V149H220ZM230 151H232V153L235 151V150H231V149H229ZM244 150H246L245 149V146H244V148H243V152H244ZM201 151V152H202ZM222 151V150H221ZM226 151V150H225ZM224 151V152H225ZM237 151V150H236ZM242 151H240L239 150V154H237V157L236 156H234L233 155V157L232 158H234V157H236L235 159H236V162H235V159H233L234 160V162H233V160H232V163L235 165H241V164H239V162H237V159H238V156H240V160L241 159H244L245 161H247V159H249V156H248V158L245 156V158H244V156L242 155L243 153H242ZM252 151V150H251ZM251 151H248V153L249 152H251ZM264 151V150H263ZM258 152H261V153H263L261 150H259ZM193 153V152H192ZM197 153V158L199 157L200 158V155H198V153H200V152H196ZM227 153L229 154V155H231V153L229 152V151H227ZM235 153H237V152H235ZM235 153H233V154H235ZM240 153H242L241 155H240ZM253 152H251V154H250V156L251 155H253L252 154ZM257 153V152H256ZM195 154V153H194ZM194 154H192V156L194 155ZM201 154V153H200ZM203 154V153H202ZM204 154H205V152H204ZM264 154V153H263ZM262 154V155H263ZM7 154H5V155H1L2 157H4V156H6ZM190 155V154H189ZM249 155V154H248ZM256 155H258V153L256 154ZM256 155H254V157L255 158H253V157H250V158H253L254 160V162H257L258 160L257 159H259V158H256L257 156ZM261 154H259L258 155V157L260 156ZM262 155H261V160H264V158L262 157ZM8 156V155H7ZM8 156V157H9ZM191 156V155H190ZM221 156V155H220ZM223 156H225L226 158H227V156L226 155H222L221 156V158L223 157ZM232 156V155H231ZM1 157V158H2ZM7 157V158H8ZM203 156H201V158H202ZM229 157V156H228ZM243 157V158H242ZM190 159H193V158H191V157H189ZM206 159H207V157H205ZM218 158H220V157H218ZM225 158V159H226ZM11 159V160H12ZM203 159V158H202ZM202 159H200V160H202ZM229 159H231V158H229ZM260 159H259V161H260ZM3 161H4V159H2ZM2 160H0V161H2ZM10 160V161H11ZM197 160V159H196ZM200 160H197V161H199V163L201 162ZM219 160H221L222 161V159H219ZM239 160V159H238ZM244 160H242V161H244ZM195 161V160H194ZM196 161V162H197ZM217 163H216V162ZM219 162V163H221V165L223 164L222 162ZM224 161V160H223ZM225 161H227V160H225ZM229 162H230V160H228ZM227 161V162H228ZM249 161V160H248ZM258 161V162H259ZM7 162H9L8 160L6 161V164H7ZM191 162H193V161H191ZM13 163H15L14 161H13ZM203 163V162H202ZM207 163H205V164H207ZM214 163H216V166H214L215 164ZM225 163V162H224ZM231 162H230V164H232ZM240 163H243V162H240ZM0 164H2L1 162H0ZM6 164H2V165H5V166H7ZM16 164H18V166H19V163L17 162ZM232 164V165H233ZM244 164H245V162H244ZM244 164H242V166H244ZM248 164V163H247ZM2 165H0L1 167H2ZM9 165H10V167H11V162L9 163ZM14 165V164H13ZM227 165H229V163L227 164ZM227 165H224V166H227ZM233 165V166H234ZM236 165H235V167H236ZM246 165V164H245ZM250 165V164H249ZM254 165V164H253ZM252 165V166H253ZM203 166V165H202ZM207 166V165H206ZM208 166H209V164H208ZM207 166V167H208ZM219 166H220V164H219ZM241 166V167H242ZM264 166V165H263ZM14 167H15V165H14ZM197 167H199L200 168V166H197ZM245 167V166H244ZM9 168V167H8ZM18 168H16V169H18ZM209 168V167H208ZM217 168H218V166H217ZM224 167H220V169L222 170ZM229 168H231L230 166H229ZM228 168V169H229ZM238 168V167H237ZM6 169V168H5ZM13 169V168H12ZM15 169V170H16ZM68 169H72V171H70L69 170V172H68ZM207 169V168H206ZM225 169H226V167H225ZM225 169L223 170V171H225ZM236 169V168H235ZM235 169L233 168H231V170L233 171L234 170V173L231 171V172H229L228 170V172H229V174L230 175H234L235 173H237L236 171H239V170H236L235 171ZM238 169H241L240 168V166H239V168ZM14 170V169H13ZM13 170H11V171H6V173H10L11 174V172H13ZM53 170H55V171H59L58 173L56 172V174L55 173H53V174H55V175H52L51 174V171L53 172ZM216 169H214V171H215ZM221 170H219V172L221 171ZM256 170V169H255ZM19 171V170H18ZM28 171V172H29ZM197 171V170H196ZM226 171V172H227ZM243 171V170H242ZM254 171V170H253ZM5 172V171H4ZM211 172H213V169H212V171ZM217 172V171H216ZM216 172H214V173H216ZM14 173V175L15 176H17L16 174ZM233 173V174H232ZM243 173V172H242ZM2 174V173H1ZM4 174V173H3ZM35 174H38V176H36ZM201 174V173H200ZM203 174V173H202ZM240 174V173H239ZM245 174H247V172H245ZM244 174V175H245ZM198 175V174H197ZM215 176H217V174H214ZM221 175V174H220ZM228 175V174H227ZM230 175H228V176H230ZM243 175V174H242ZM249 175V174H248ZM5 176V175H4ZM202 176V175H201ZM225 176V175H224ZM223 176V177H224ZM257 176V175H256ZM5 177H8V176H5ZM33 177H34V179H33ZM218 177H219V174H218ZM222 177V176H221ZM220 177V178H221ZM226 177V176H225ZM224 177V178H225ZM239 177H241V176H239ZM239 177H235V178H239ZM246 177H247V175H246ZM260 177V176H259ZM264 177V176H263ZM0 178H2V180L4 179L3 178V176H0ZM10 178V177H9ZM8 178V179H9ZM15 178V177H14ZM200 178V177H199ZM231 178V177H230ZM234 178V179H235ZM115 179H117L118 181H120V182H122V183H124L126 186H127V184L128 185H130L128 188H123V189H118V186L116 185V182L114 183V180ZM208 179V178H207ZM226 179V178H225ZM261 178H257V182H258V180H260ZM11 180V179H10ZM41 180V181H40ZM216 180V179H215ZM233 180V179H232ZM236 180V179H235ZM40 181V182H39ZM203 181V180H202ZM219 181V180H218ZM221 181V180H220ZM252 181V180H251ZM1 182V181H0ZM10 182V181H9ZM18 182V181H17ZM199 182V183H198ZM247 183H248V181H246ZM253 182V181H252ZM235 183H237V182H235ZM205 184H207V183H205ZM215 184V183H214ZM220 184V183H219ZM222 184V183H221ZM229 184V183H228ZM233 184V183H232ZM231 184V185H232ZM253 184V183H252ZM15 185V184H14ZM17 185H18V183H17ZM24 185H26V184H23V186ZM208 185V184H207ZM218 185V184H217ZM223 185V184H222ZM226 184H224V186H225ZM238 185V184H237ZM248 185V184H247ZM247 185H246V183H245V185L244 186H246L247 187ZM256 185V184H255ZM13 186V185H12ZM16 186V185H15ZM223 186V187H224ZM239 186V185H238ZM237 186V187H238ZM257 186H258V188H257ZM257 186H255L258 190H260L261 192V194H262V196H260V198L261 199H259V200H264V179L263 180H261V182H258L257 183ZM10 187H11V189H10ZM18 187V186H17ZM202 187V186H201ZM204 187V186H203ZM205 187H208V186H205ZM210 187H211V184H210ZM209 187V188H210ZM223 187H221V189L223 188ZM228 187V186H227ZM231 187V186H230ZM240 187V186H239ZM244 187L245 188V191H246V189L248 190V188L250 189V191H253L252 189L254 188V186H252L251 185V183H250V186L249 187ZM250 187H252V188H250ZM1 188V187H0ZM14 188V187H13ZM145 188H147V190L150 192V195L148 196V197H150V202L149 203H142L141 201L139 202V200H133V197L135 196V195H138V194H140V193H142V192H145V191H147ZM216 188V187H215ZM244 188H242V189H244ZM3 189H2V191H3ZM206 189V190H205ZM205 189H202V191H205V192H207V194H209L208 193V188H205ZM221 189H219L221 192H223V190H221ZM227 189V188H226ZM234 189V188H233ZM1 190V189H0ZM17 191L19 190V188L18 189H16ZM217 190V189H216ZM219 190H217V191H219ZM231 189H229L228 191H230ZM235 190V189H234ZM254 190H255V188H254ZM258 190H256V191H258ZM1 191V192H2ZM15 191V190H14ZM40 193H39V192ZM44 191V192H43ZM211 191V190H210ZM209 191V192H210ZM255 191V192H256ZM21 191H18V196L19 197H21V195L23 194H21L20 193ZM24 193H26L25 191H23ZM204 192V193H205ZM212 192V191H211ZM220 192V193H221ZM225 192V191H224ZM223 192V193H224ZM236 192H239V190L238 191H236ZM253 193L252 195H253V197H255L254 195L257 193ZM17 193V192H16ZM20 193V194H19ZM214 193V192H213ZM231 193H232V191H231ZM234 193V192H233ZM248 194H249V192H247ZM15 194V193H14ZM40 194H42L41 195V197L39 196ZM227 194V193H226ZM238 194V193H237ZM243 194V193H242ZM260 194V195H261ZM224 195V194H223ZM230 195L231 194H229V197L228 198H230ZM240 195V194H239ZM238 195V196H239ZM244 195V194H243ZM250 195V194H249ZM207 196H209V195H207ZM211 196V195H210ZM226 196V195H225ZM241 196V195H240ZM251 196V195H250ZM37 197H40V198H42L43 200H41L40 198H37ZM136 197V196H135ZM134 197V198H135ZM139 197V196H138ZM147 197V198H148ZM243 197V196H242ZM249 197V196H248ZM258 197V196H257ZM24 198V197H23ZM22 198V199H23ZM142 198V197H141ZM209 198V197H208ZM223 198V197H222ZM234 198V197H233ZM20 199V198H19ZM18 199V200H19ZM38 199H40V200H38ZM248 199V198H247ZM251 199V198H250ZM257 199V198H256ZM255 199V200H256ZM45 200V204L43 205V204H41L42 203V201H44ZM133 200V202H131ZM143 200V199H142ZM211 200V199H210ZM222 200V199H221ZM223 200H225V198L223 199ZM243 200H245V199H243ZM254 200V199H253ZM20 201V200H19ZM197 201V200H196ZM208 201V200H207ZM216 201V200H215ZM233 201V200H232ZM236 201V200H235ZM246 201V200H245ZM245 201L243 202L244 204H245ZM251 201H252V199H251ZM41 202V203H40ZM193 202V201H192ZM209 202V201H208ZM223 202V201H222ZM240 202H242V199L240 200ZM264 202V201H263ZM195 203V202H194ZM197 203V202H196ZM231 203V202H230ZM239 203V202H238ZM38 204H40V206H38L37 207V205ZM193 204V203H192ZM211 204V203H210ZM222 204V203H221ZM232 204V203H231ZM253 204V203H252ZM256 203H255V201H254V204L253 205H255ZM218 205V204H217ZM238 205V204H237ZM247 205H249V204H247ZM258 204H256V206H257ZM15 206L17 207V208H15ZM19 206V205H18ZM255 206V207H256ZM259 206V205H258ZM260 206H263L262 208H264V203H262ZM229 207V206H228ZM230 207H231V205H230ZM251 207V206H250ZM220 208V207H219ZM226 208V207H225ZM247 208H249L248 206H247ZM261 208V209H262ZM224 209V208H223ZM250 209V208H249ZM253 209H254V211L256 210V208H254L253 207ZM253 209H252V211L251 212H253ZM260 209V210H261ZM217 210H219V209H217ZM226 210H228V209H226ZM230 210V209H229ZM263 211H264V209H262ZM261 210V211H262ZM214 211V212H213ZM257 211V210H256ZM255 211V212H256ZM259 211V210H258ZM260 211V212H261ZM191 212V211H190ZM245 212L247 213V209L243 206V204H239L237 207L235 206V208L232 210V214H230L229 215V221H228V219H227V221H228V227L226 228V227H224V228H226V230L224 231V233L226 232L228 235H230L231 234V232L232 231H235V234L236 235H238L237 234V231H236V229H238V227H240L241 225H242V222L244 221V220H246V219H244L243 218V216H244V214H245ZM92 213L93 214V216H91L90 214ZM157 213H159V215L157 214ZM228 213V212H227ZM248 213H249V211H248ZM257 213V212H256ZM147 214V215H146ZM158 215L159 217L160 216H162L163 218H166V221L164 220H158L157 222H154L155 224L154 225H148V220H149V218H151V217H153V216H155V215ZM188 214H190V213H188ZM221 214H222V212H221ZM221 214H220V216H221ZM225 214H226V212H225ZM251 214V213H250ZM261 214V213H260ZM67 215H70L69 217V220H67V222H64V218L66 219V217L65 216H67ZM219 215V214H218ZM253 215H254V213H253ZM246 216V215H245ZM257 216V215H256ZM98 217V216H97ZM248 217V216H247ZM255 217V216H254ZM264 217V216H263ZM162 218V219H163ZM171 218V219H170ZM216 218H218V217H216ZM221 218V217H220ZM249 218V217H248ZM248 218H247V220H248ZM251 218V217H250ZM259 219L261 218V217H258ZM102 219V218H101ZM154 219V218H153ZM215 219V218H214ZM242 219H244L243 221H242ZM263 219V218H262ZM152 220V219H151ZM219 220V219H218ZM217 220V221H218ZM264 220V219H263ZM102 221L103 220H98L97 222L99 223V224H101L102 223ZM252 221V220H251ZM256 221V220H255ZM219 222V221H218ZM245 222H247V221H245ZM261 222V221H260ZM264 222V221H263ZM64 223H65V225H64ZM222 223H223V221H222ZM249 223H250V220H249ZM252 223H253V221H252ZM150 224V223H149ZM254 225H255V223H253ZM261 224L263 225V223L261 222ZM94 225H96L95 224V222H94ZM98 225V224H97ZM219 225H221L220 223H219ZM244 225V224H243ZM242 225V226H243ZM248 225H250V224H247V226ZM254 225H253V227H254ZM257 225V224H256ZM255 225V226H256ZM261 225V226H262ZM4 226H6V227H4ZM99 226V225H98ZM98 226L96 227V228H98ZM101 226H102V224H101ZM110 226V225H109ZM109 226H108V228H109ZM226 226H227V224H226ZM264 226V225H263ZM178 227V228H177ZM258 227V226H257ZM86 228H84V230H87ZM90 228H91V225H90ZM192 228V229H193ZM222 228V227H221ZM247 228V227H246ZM261 228V227H260ZM88 229H89V226H88ZM101 229V228H100ZM112 229V228H111ZM188 229V230H187ZM262 229V228H261ZM83 229H82V232L84 231ZM103 230V229H102ZM161 230H159V231H161ZM239 230H241V229H239ZM244 230H246L245 228H244ZM88 231V230H87ZM85 232V235L86 236H90V235H92L90 232ZM223 231V230H222ZM256 231V230H255ZM82 232L80 233L81 235H82ZM108 232H110V230L108 229V231L107 232H105V231H102V233L104 234V235H101L100 233V235H98V236H96L97 237V239H98V241H99V243L100 244H102V242H103V238H106V239H109V238H107V237H110L111 236V239H112V235L109 233V235H107L108 234ZM220 232V231H219ZM243 232V231H242ZM241 232V233H242ZM262 232V231H261ZM59 233H61V235H60V240L58 241V239H57V237H59L58 235H59ZM168 233V232H167ZM216 233V232H215ZM246 233V232H245ZM252 233V232H251ZM251 233H248V234H246L247 235V237L244 235V237H242L241 238V234H240V237L239 238H241V239H237V237L235 238V239H233V238H231V239H229L228 241L225 239V238H223V240L225 239V241L224 242H228V244H227V247L226 248H228V250H226V252H225V254H228L229 255V253L231 254L232 252H234V254L236 253L237 255H234V256H236V258L238 259V257H239V259L241 260V262H242V264H259V258L261 257V255H263L264 254V252H262L261 254H259L260 255V257L258 258V253H257V255H255V256H253L252 254H253V251H252V247H251V243H250V236H248L249 234H251ZM255 233V232H254ZM254 233H252V234H254ZM256 233H258V231L256 232ZM260 233V232H259ZM96 234H98V233H96ZM194 234V233H193ZM192 233L190 234V235H193ZM209 234V233H208ZM251 234V235H252ZM156 235V234H155ZM182 235H184V234H182ZM210 235V234H209ZM228 235H226V236H228ZM254 235H256V234H254ZM253 235V236H254ZM77 236V237H76ZM93 236V235H92ZM147 236V237H148ZM211 236V235H210ZM209 236V237H210ZM219 236V238L222 236H220V235H218ZM217 236V237H218ZM224 237H225V235H223ZM231 236H234V234H232ZM242 236H243V234H242ZM83 237H84V235H83ZM91 237V236H90ZM99 237H101L102 239H100L99 240ZM116 237V236H115ZM150 237H152V236H150ZM192 237V236H191ZM260 237V236H259ZM263 237V236H262ZM79 238H80V236H79ZM81 238H82V236H81ZM81 238H80V240H81ZM87 238V237H86ZM86 238H84L85 240H86ZM89 238V237H88ZM87 238V239H88ZM178 238V237H177ZM222 238V237H221ZM228 238V237H227ZM78 239V240H77ZM93 239H95V238H93ZM97 239H95L96 241H97ZM111 239H109L110 241H112ZM114 239V238H113ZM134 239H136V237H134ZM145 239H146V237H145ZM192 239V238H191ZM193 239H195V238H193ZM212 239V238H211ZM218 239V238H217ZM258 239H260V238H258ZM84 240V241H85ZM115 240V239H114ZM112 241V242H115V241ZM117 240H120L119 238H117ZM143 240H144V237H143ZM152 240H155V238H153ZM151 240V241H152ZM157 240V239H156ZM216 240V239H215ZM214 240V241H215ZM263 240H264V238H263ZM90 241V240H89ZM93 241V240H92ZM92 241H91V244H92ZM104 241H105V239H104ZM106 241H108V240H106ZM126 241V240H125ZM127 241V242H128ZM172 241H173V239H172ZM192 241V240H191ZM190 241V242H191ZM195 241H196V239H195ZM218 241H220V240H218ZM222 241V240H221ZM252 241H253V239H252ZM256 241V240H255ZM78 242V243H77ZM82 242V241H81ZM81 242H80V244H81ZM86 242V241H85ZM111 242V243H112ZM118 242V241H117ZM121 242V241H120ZM150 242V241H149ZM156 242V241H155ZM193 242H194V240H193ZM192 242V243H193ZM213 242V241H212ZM226 242V243H227ZM261 242V241H260ZM94 243L95 244H98V243H96L95 241H94ZM105 243V242H104ZM110 243V244H111ZM116 243V242H115ZM131 243V242H130ZM130 243H129V247H130ZM134 244H135V242H133ZM132 243V245H134ZM223 243V241L221 242V244ZM89 243H87V245H88ZM90 244V245H91ZM100 244H99V247H100ZM110 244H106V245H110ZM118 244V243H117ZM117 244H114V243H112L111 245L112 246H115V245H117ZM181 245H186V244H182V243H180ZM255 244V243H254ZM259 244V243H258ZM84 245H85V243H84ZM89 245V246H90ZM104 246H105V244H103ZM103 245H101V246H103ZM121 244H119V247H121L120 246ZM132 245H131V248H132ZM154 245H156V244H154ZM191 245V244H190ZM193 245H194V243H193ZM198 245V244H197ZM199 245H200V243H199ZM198 245V246H199ZM81 246V245H80ZM103 246V247H104ZM124 246V245H123ZM153 246V245H152ZM178 246L180 247V245L178 244ZM177 246V247H178ZM197 246V247H198ZM212 246V245H211ZM211 246H209L210 248H211ZM217 246H218V244H217ZM255 246V245H254ZM257 246V245H256ZM84 247H86V246H84ZM93 247L95 248V245H93ZM97 248H95V249H102L101 247L100 248H98V246H96ZM105 247H107V246H105ZM104 247V248H105ZM127 247V246H126ZM174 247V246H173ZM172 247V248H173ZM176 247V246H175ZM193 247V246H192ZM195 247V246H194ZM193 247V248H194ZM219 247V246H218ZM89 248V247H88ZM91 248H92V246H91ZM90 248V250H88V251H91L92 249ZM115 248H117V247H115ZM128 248V247H127ZM154 248V247H153ZM172 248H170L169 250H171L172 251ZM184 248V247H183ZM185 248L186 249H189V248H191V246L190 247H188V246H185ZM196 248V247H195ZM194 248V249H195ZM199 248V247H198ZM204 245H203V243H201V249L203 250V252H205L204 251ZM209 248V249H210ZM214 248V247H213ZM215 248H216V246H215ZM225 248V249H226ZM122 249H125V248H122ZM186 249H183L182 251H184V250H186ZM220 249V248H219ZM254 249V248H253ZM259 249V248H258ZM57 250V249H56ZM86 250L87 249H85V252H86ZM98 250H95V252L93 253V255L98 251ZM128 250V249H127ZM134 250V249H133ZM153 250V249H152ZM156 250V249H155ZM179 250V249H178ZM181 250V249H180ZM214 250V249H213ZM217 250V249H216ZM256 250V249H255ZM262 250L264 251V247H262ZM261 250V251H262ZM53 251V250H52ZM88 251L86 252V253H88ZM93 251H94V249H93ZM108 251V250H107ZM149 251V250H148ZM151 251V250H150ZM150 251H149V253H150ZM154 251V250H153ZM159 249H158V252H156L157 254H156V256L158 255V253H159ZM164 252H166L165 250H163ZM173 251H174V249H173ZM228 251V252H227ZM258 251V250H257ZM260 251V250H259ZM81 252V253H80ZM110 252V251H109ZM120 252V251H119ZM124 252V251H123ZM132 252V251H131ZM134 252V251H133ZM132 252V253H133ZM161 252H162V250H161ZM177 252V251H176ZM213 252H215V250L213 251ZM56 253H58V252H56ZM85 253V254H86ZM90 253V252H89ZM111 253V252H110ZM125 254L127 253L128 254V252H124ZM124 253H122V255H121V253L120 254H115V255H119V257H120V255L121 256H127V255H125ZM163 253V252H162ZM168 253V252H167ZM173 253V252H172ZM175 253V252H174ZM183 253V252H182ZM219 253V252H218ZM256 253V252H255ZM254 253V254H255ZM92 253H90V255H91ZM97 254V253H96ZM95 254V255H96ZM106 254L107 253H105V256L104 257H102L101 259H104L105 261H107L106 259H109V256H106ZM134 254H136V253H134ZM133 254V255H134ZM146 254H147V252H146ZM145 254V255H146ZM152 255H153V252L151 253ZM188 254V253H187ZM201 254H202V252H201ZM78 255H82L81 256V258L80 257H78V258H80V259H77V260H75V258H77V256ZM89 255V254H88ZM90 255L88 256V258L90 257ZM92 255V256H93ZM98 255H99V253H98ZM101 255V254H100ZM110 255V254H109ZM113 255V254H112ZM129 255V254H128ZM132 255V254H131ZM132 255V256H133ZM150 255V254H149ZM186 255V254H185ZM193 255V254H192ZM214 255H215V253H214ZM220 255V254H219ZM218 255V256H219ZM227 255V256H228ZM231 255H233V254H231ZM102 256V255H101ZM147 256V255H146ZM155 256V255H154ZM153 256V257H154ZM164 256H166V255H164ZM173 256V255H172ZM189 256V255H188ZM199 256H201V255H199ZM202 256H203V254H202ZM224 256V255H223ZM222 256V257H223ZM52 257V256H51ZM112 257V256H111ZM128 257H130V256H127V258ZM143 257H145V256H143ZM159 257V256H158ZM167 257H169V256H167ZM171 257V256H170ZM192 257V256H191ZM198 257V256H197ZM214 257V256H213ZM217 257V256H216ZM219 257H221V256H219ZM86 258H87V256H86ZM87 258V259H88ZM124 258V257H123ZM131 258V257H130ZM148 258V257H147ZM152 257H150V259H151ZM160 258V257H159ZM159 258H157V259H159ZM175 258V257H174ZM180 258V257H179ZM178 258V259H179ZM181 258H183V256L181 257ZM185 258H188V257H185ZM193 258V257H192ZM206 258H207V256H206ZM230 258H232V257H230ZM236 258H233V259H236ZM262 258V257H261ZM260 258V259H261ZM55 259V258H54ZM58 259V258H57ZM87 259H85V262H86V260ZM94 259V258H93ZM93 259H91L92 261H89V264H90V262H91V264L93 263ZM118 259V258H117ZM137 259H139V258H137ZM144 259H146V257L144 258ZM168 259V258H167ZM177 259V258H176ZM195 259H197L196 257H195ZM200 259V258H199ZM198 259V261L195 263V264H202L201 262H200V260ZM210 259V258H209ZM213 259V258H212ZM217 259V258H216ZM74 260H75V262H74ZM82 260V259H81ZM124 261V259H118V261ZM133 260V259H132ZM132 260H130V261H132ZM143 260V259H142ZM149 260V259H148ZM156 260V259H155ZM164 260V259H163ZM166 260V259H165ZM170 260H172V259H170ZM169 260V263L170 262H172V261H170ZM190 261H191V258L189 259ZM189 260H187V262L189 263ZM193 260V259H192ZM205 260H208V259H205ZM211 260V259H210ZM220 260V259H219ZM110 261V260H109ZM122 261V262H123ZM126 261V260H125ZM137 261V260H136ZM153 261H154V259H153ZM175 261V260H174ZM185 261V260H184ZM230 261V260H229ZM237 261V260H236ZM262 261H263V259H262ZM261 261V262H262ZM78 262V263H79ZM108 262V261H107ZM134 262V261H133ZM137 262H139V261H137ZM146 262V261H145ZM156 262V261H155ZM187 262H185V263H187ZM205 262H207V264H209L208 263V261H205ZM210 262V261H209ZM213 262H215V261H213ZM222 262V261H221ZM232 263H233V261H231ZM260 262V263H261ZM100 264H102L101 262H99ZM98 263V264H99ZM130 263V262H129ZM135 263V262H134ZM141 263V262H140ZM168 263V264H169ZM174 263H176V262H174ZM179 263V262H178ZM194 263V262H193ZM193 263H191V264H193ZM212 263V262H211ZM226 263V262H225ZM236 263V262H235ZM55 264V263H54ZM56 264H57V262H56ZM81 264V263H80ZM82 264H84V263H82ZM86 264H88V263H86ZM105 264H107L106 262H105ZM108 264H115L114 262H113V259H112V261H110V262H108ZM124 264V263H123ZM141 264H143V263H141ZM150 264V263H149ZM160 264V263H159ZM164 264V263H163ZM177 264V263H176ZM182 264V263H181ZM214 264H216V263H214ZM231 264V263H230Z\"/></svg>",
	"mask_w": 264,
	"mask_h": 264
},
{
	"label": "rangeland",
	"instance_id": "rangeland-1",
	"mask_svg": "<svg viewBox=\"0 0 264 264\" xmlns=\"http://www.w3.org/2000/svg\"><path fill=\"white\" fill-rule=\"evenodd\" d=\"M34 1V0H33ZM36 1H38V0H35V2ZM39 1H41V0H39ZM60 0H58V2H59ZM62 1V0H61ZM70 0H67V3H68V6L70 7V8H68V6L66 5L67 3H65V4H63L62 2L59 4L58 2H57V0H52V1H50V0H47V2L45 3L44 1H43V3H42V5L41 6H39V3L40 2H37L38 3V5L36 4V8H37V10H35V12L33 11V13H30L32 10L31 9H29V14L30 15H28V17L26 18V16H27V11H28V9L24 12L23 11V9L25 10L26 8H27V5L29 4V2H30V6H32L33 4L32 3H34V2H32L31 0L28 2V0H0V74H4L5 76H6V83L4 82L5 80V77L2 75H0L1 76V82L3 81V83H5L6 85H8L6 88H8V87H10V88H8V89H6L4 86H6V85H3L2 86V84H1V86H2V90L3 91H7V93H6V91H5V93L4 94H2L1 95V97H3V98H6V97H8V96H10L11 95V93L12 92H14V91H16V93L18 94L17 96H18V100H20V102L17 100V102H19L20 104H21V109H19L20 108V106H17V105H19V104H15V102H16V99H11V97H13V96H11V97H9L10 99H11V101H12V105H11V103L9 102L10 101V99H6V102H8V103H10V107L12 108V113L9 111V115H11V116H14V114L15 115H17V114H23L22 116L21 115H17V116H14L18 121H16V120H13V118L11 117V119L13 120V121H16V122H18L19 123V125L16 123V125L14 126V124H13V122H12V120L10 121V117H8V112H7V114L6 113H4L5 111H3L4 109H2V108H0L2 111L0 112V114L1 113H4L5 115H3L2 117H1V115H0V120H1V122H0V125L2 126V128H3V132H0V137H2V138H0V140H3V138L5 137L6 139L8 138L7 136H9L10 134H11V132H12V134H13V132L14 131H10L11 129V127H14V128H16L17 129V125H18V132L16 131V132H14V133H21L22 134V132L24 131V129L26 128V126H27V128L25 129V133H26V131L28 130V132L29 133H32V135L30 136V137H28V139H30L31 138V140H35L36 142H43V146L45 145V144H48V145H50V144H52L50 141H48V140H40V139H36L35 138V136H36V134L37 133H39V131L40 132H42V130L44 129V132H47L48 131V129H45V127H43L44 125H46V124H48L47 122H48V120H45V121H41V120H38L37 119V117H36V121L33 119V118H35V116H38V114H36V113H33V111L35 110L34 108H33V105L31 104V103H33V102H31L30 100L32 99L31 97H32V94L33 93H37L36 92V90H39L38 88V82H37V75H39L40 74V72L42 71L41 69H36V65L34 66V64H33V67L35 68H33V67H31L30 66V64H28V63H26V61H22V60H20L19 58H17L16 57V55H15V52L12 50L11 51V53H10V51L8 52V51H6L4 48L2 49V46H4L5 48L7 47V46H9V47H15L14 49L16 50L17 49V51L18 50H20V52L22 53V54H24L25 56H27V58H29L28 56H32V54L31 53H33V52H38V51H40V52H43V54H46L49 58H51V56H53V55H55V57L57 58V59H59V60H62V63L63 64H65V65H67L68 67H73L74 66V68H72L73 70H75V72L77 73V74H79V76L76 74V73H74V71L72 70V73L74 74V76H76L77 77V79H79V82H82L81 84H85V85H87L90 89H91V87H92V90H94V87H95V90L93 91V92H96V93H93L94 94V100H93V102L95 103V105L97 104V102L98 101H103V99H105L104 98V95H102V93L100 94V91H98L97 92V89H96V87H97V85H99L100 84V82L98 81V83H96V82H94L93 81V79L94 78H96L97 77V75L95 76V75H91V74H93V73H91L90 74V71H89V69H87L88 67L90 68V67H92L91 66V62L89 63V62H86V59H84V60H81V61H84V62H86V63H81L82 65H84V66H80L81 64H75V63H73L70 59H69V57H68V55L66 56L65 54V51L64 50H62V49H57L56 48V45L55 44H57V43H59V42H62V41H60V40H66L65 38H59L58 37V35H55L54 37L55 38H53L52 37V33H53V31L51 32V33H47V31H48V29L47 28H43V30H40L39 29V26L40 25H43V24H46L45 22H46V20H47V22L50 20V18L51 17H54V16H58L59 14L61 15L62 13H60L59 11L61 10H63L62 9V7L63 6H67V8L68 9H71L72 8V11L74 12L75 10H77L78 8H77V6L78 7H80L81 5L83 6L84 5V3L82 2V1H80L79 0V2H82V3H79V2H74V0L72 1L71 0V2H69ZM78 1V0H77ZM83 1H85V0H83ZM114 2H116L117 4H115V3H113V4H110V10H116L117 11V7H118V5H119V8H120V5H121V3L123 2V1H121V0H117V1H119V4H118V2L116 1V0H113ZM139 0H136V2H138ZM142 1L143 2H145L146 3V0L144 1V0H141V4L140 3H137L136 4V7H137V9H136V12L137 11H139L140 9H141V7L142 6H140V5H143V7L142 8H145V6H146V4L145 3H142ZM148 1H151L150 2V5H151V3H152V5L154 4V3H156V5L155 6H157L158 4H159V2L157 3V1H159V0H155V2L154 1H152V0H147V2ZM166 1V0H165ZM160 1V4L162 3V4H166L165 6L163 5V7L165 8H162V6L160 7V5L158 6V7H155L154 8V10L156 11V12H152V9H151V11H150V13L152 12L153 13V15H152V13L150 14V15H152L153 17L159 12V13H162L163 12V10H164V13L165 12H168L169 10H172V11H174V13H172V11H171V15L173 16V17H171V15L169 16V17H166V18H168V19H172V23H176V22H178L177 24H173V25H175V26H173V27H175L176 29H177V31L175 30V28H173L172 26V28H173V30L175 31H173V32H171L170 30H172V28L170 27V25H172V24H170L171 22L168 20L167 22H166V18H164V20L162 21V22H164V23H162V22H160V24L161 25H163L162 26V28L163 29H161V25L160 24H156V26H154V30H153V24L152 25H150L149 24V31H148V29H147V26H146V28L144 29V27H145V25H136V27L135 26H131V25H133L132 23L129 25V23L128 24H126V25H128V26H130V29L132 30H135V31H133V34L136 32V31H142L143 33H144V41H146V40H148V38H151L152 37V32L153 31H155V32H157V33H161L163 30H164V32H166V33H164L165 34V36H166V38H167V36H168V38L170 37V38H174V40H172V39H166V44H168L169 45V47H171L172 46V43H171V41L170 40H172V41H174L175 42V39L177 38V41L176 42H178L179 44H181L182 42H184V44H185V42H186V38L188 37H190L189 38V40H188V38H187V41H190V43H192L191 42V40H193V42L194 43H196V44H194V45H192V44H188V42H186V44L184 45L183 43H182V45H184V46H182V45H179L178 44V47H179V49L181 48V46H182V48L179 50H175V49H177L178 47H177V45H176V47H175V45H173L172 47H175V48H168V49H166L165 48V52H164V47H158L156 50H159L160 48H161V50H163V51H158V53L157 52H146V53H143V55L144 54H146V55H142V57H140V58H144V59H146L147 57H150V55H152L151 56V58H153V54H151V53H154V55L155 54H158V55H161L160 53H163L165 56H163L164 58H163V63H164V65H166L168 68H166V66H163V65H160V69H162L164 72H162L163 73V75H164V79L162 78V77H160V75H159V80L158 81H155L153 84H151V86L150 85H147V86H143V84L139 87V90L137 91V90H135L136 92H137V95H139V93H140V97H142L143 95H144V98H143V103H145V105H149L150 103L148 102L149 100H153L154 101V103H156V100L157 99H159V98H161L160 96L162 95V93L161 92H159V94H161L159 97L157 96V93L158 92H156L157 91V89L158 88H160L161 87V85H162V87L161 88H169V84L171 83V81L173 80V79H180V78H182L181 76H183L184 74H187L189 77L188 78H190L191 77V75H192V78H193V76H197V74L198 75H200L202 72V74L204 75V76H206V74H207V76L208 77H204L203 76V80H201L200 81V86L198 87L199 89H198V91H197V88H195L197 85H193L192 86V89L191 90H187V89H185V90H183L181 93V95L183 96H181L180 97V99H177V100H179L178 101V103H177V101H176V103H177V107H178V112H179V116H181L182 117V119H181V122H183V126H186L187 128H188V134L189 133H191V134H187V139H192L194 136H196L197 135V128H196V126H194L195 125V123L194 122H191V121H189V120H186L185 119V117H184V115H183V113L184 112H182L183 110L185 111V110H187V109H190V111H191V113L193 112V118L195 119V120H198V119H201L200 118V113H201V110L203 109V108H206L207 106H205L206 105V103L208 104V102H213L212 100H214L215 101V99L217 98V100H216V102H214L215 103V105L213 104V106H217V104L219 105V103H220V107H222L223 108V110L222 109H220V107L218 108V112L216 113V115L215 116H217L218 115V113H219V115L220 116H218V117H216V119H215V116H214V120H212L210 123H211V125L208 127V129H207V131L205 132V134H202L203 136H205L206 135V137L210 134H213V136L211 135V137L210 138H212L213 140H210V138H209V136H208V138H207V140L206 141H209V142H211V145H212V147L214 146V148L215 147H217V146H219V141H220V146H222L221 148H219V151L218 152H216V153H218V154H216V155H218V157H220V158H218L217 157V162H218V168H217V166H216V163H214L215 165L214 166H216V167H210V165L212 166L213 165V163H211V162H209V163H207L209 160H208V158H210V154H209V150H211L210 148V146H208V145H205L204 147H206V150L207 151H204L205 152V154H204V152L202 151V149H201V151L199 150V151H196V152H200V153H198V155H200V158L198 157H196L197 156V153L195 152V150H193L194 148H197L198 146H196V144H195V146L193 145V146H191L190 147V149L189 150H193L192 152H190L189 151V153L188 154H186V155H188L189 157H191V158H193V159H190L189 157H188V159H189V161L190 162H188V166H191V168L193 169V171L195 172V174H196V178H197V176H198V181L200 182H205V183H207V184H202L201 182V186L198 188V189H200L199 190V192L198 193H196V194H201L202 195V197H198V198H192V197H190V199H189V202L191 201V203H188V204H190L189 206H187L183 211L181 210V213H187V215H188V218H189V215L191 216V218H194L195 216H194V214L192 215L191 213H192V207H194V206H198L197 204H202L203 206H205V205H207V206H214V205H216L217 207L216 208H213V210L215 211H213L214 213H213V218H212V229H210L209 231H208V233L211 235H209L208 233H207V238H206V240H205V242H203V241H198V239L196 238L197 237V233H196V231H195V228H193V227H190V228H188V229H190V231H191V233L193 234V235H190L189 233L187 234V232L185 233V232H181L180 230L179 231H177V232H175V233H171V232H169L168 230L167 231H165L164 233L162 232V230H161V228L159 229V228H157V232L156 233H154L153 235H150V236H152V237H150V236H148V235H141V236H134V237H136V239H134V237L132 236V233H130V234H128L127 236L128 237H130V240L133 238V242H135V244L132 242V241H128L129 239L128 238H126V237H123V239H122V236H118L117 235V232L115 231V229H114V227L112 226V224H111V222L109 223V224H107V220L106 219H104V217H100V215H97V216H93V214L91 213H89L91 216H93L94 218H95V224L96 225H94V222H93V224H90L91 225V228H90V225H88L89 226V229H88V226H87V228L86 227H81V232H82V229L84 230V228H86L87 230H84L85 232L87 231V232H90L92 235H90V236H86L85 235V232L83 231L82 232V235L79 233V236H80V238H81V236H82V238H81V240H80V238H79V236L77 237L78 239V241H79V247H81L82 248V245H83V248H85V249H87L86 250V252L88 251V250H90V248H91V246H92V248L94 249V251H93V249L91 250V251H88V253H86L85 252V249H84V252H83V254L82 255H84V258H83V256H82V258H81V256L80 255H78L77 256V258H75V260H77V259H80V261H82V262H79V261H76L75 262V260H74V262H75V264H82V263H84V264H86V263H88L89 264V261H92L91 259H93V263L92 264H98L99 262H101L102 264H105V262L108 264V262H110V261H112V259H113V262L115 263V264H141V263H143V264H168L169 263V260L170 259H172V260H170V261H172V262H170L169 264H191V263H193V264H195L197 261H198V259L200 260V262L202 263V264H207V262H205V261H208V263L209 264H214V263H216V264H242V262H241V258L239 259V257H238V259L236 258V256H234V255H237L236 253L234 254V252H232L231 254H233V255H231L230 253H229V255L228 254H225V252H226V250H228V248H226L227 247V244H228V240L229 239H231V238H233V239H235L237 236V239L240 237V234H241V238L242 237H244V235L247 237V235L246 234H248V233H254V234H256V235H254V234H249L248 236H250V243H251V247H252V251H253V256H255V255H257V253H258V258L260 257V255L259 254H261L262 252H264L263 250H262V247H264V240H263V238H264V211L262 210V209H264V208H262L263 206H260L262 203H264L263 201L264 200H259V199H261L260 198V196H262V194L260 193L261 191L260 190H258L257 188H258V186H257V183L258 182H261V180H263L264 179V160H261L260 158H261V155L264 153V149H261V147H263L264 148V141H263V143L262 142H259V141H261V139H263L264 140V125H262V124H264V121L262 122V123H260V124H257L256 122H254V121H262L264 118H257V117H252L251 118V122H250V124L247 122L249 119H250V117H251V114L255 111V109L257 108H261V106L262 105H264V96H263V93H264V85H263V87L262 88H260L261 86H262V83H264V82H261V86L259 85L260 83H258V85H257V87L255 88L254 87V83H256V79L259 77V75H257V73H258V69H259V67H262V66H264L263 64H264V56H263V54H264V49H262V48H264L263 47V45H264V43H262L261 41H263L264 42V36L263 37H260V33H261V36H262V34L264 33L263 31V29H264V19H263V15H264V13H260L259 11H263L264 10V8H263V10H262V8L261 7H264V3H263V1L264 0H259V2H262V3H259L258 2V0H254L253 2L255 3V8H256V10H254L255 11V14L257 15L256 17H258L259 18V16H260V18L258 19V20H261V22L263 23H260V21H258L257 19H256V21H257V23H255L256 21H253V19H254V16H255V14H250V16H249V18H251V16H252V21H250L249 19V21L248 20H244L245 22H246V24H245V26H243L244 28H242V29H245V27H247V28H252V30L253 31H255V33L253 32V31H251V32H249L248 34H247V32L249 31V30H247V32L245 33L246 35H244L243 34V32L239 29L240 27H239V25H238V27H235L234 26V23H232V28H233V26H234V29H238L239 31H241V33L239 32L238 33V31H236L235 32V30H233L232 28H231V31H230V27H224L225 25L226 26H230L229 24H231L229 21H228V18L230 19V17H228V15H229V12H230V15H232L234 12H236L237 10H240V9H237L238 7L240 8V6H239V3L241 4V3H244V2H240V1H243V0H237V1H239V3L238 2H236V4H233V2H234V0H233V2L231 1V3L232 4H230V0L228 1V0H226L227 1V3L228 4H230V5H232V6H230V5H228L227 3H226V1L225 0H216L217 1V3L219 2V4L217 5V3H216V1L214 0H205V1H203L202 3H203V7L205 8L206 6V4L207 3H209V2H211L209 5H207V7L208 8H211L210 9V11H215L213 14L209 11V13L210 14H207L208 13V10L209 9H207L206 8V10H207V12H206V10L203 8V9H201V10H203V11H205L204 13L202 12V11H200V8L202 7L201 6V4H199V2L197 3V4H192V6L193 7H199V12H201V13H199L198 14V11H196V13L195 12H192L193 10L195 11V10H198V8L197 9H193V7H190L189 5H191L190 4V2L191 1H193V0H181V1H179V0H177V1H175V0H172V1H169L168 0V2L166 1ZM180 3H179V2ZM189 2L188 4H186L187 2ZM202 1V0H201ZM200 1V2H201ZM208 1V2H207ZM223 1V2H222ZM26 2H28V4L26 3ZM53 2V3H52ZM63 2H66L65 0H63ZM165 2V3H164ZM169 2H171L172 4L171 5H173V6H171L170 5V3ZM183 2H184V4H183ZM186 2V3H185ZM204 2H207V3H204ZM234 2V3H235ZM23 3H26L27 5H24V7L26 6V8H24L23 7ZM45 3V4H44ZM73 3V4H72ZM74 3H76V4H74ZM169 3V4H168ZM214 3L216 4L215 6H214ZM260 4L261 5V7L259 6V5H257V4ZM4 4H5V6H4ZM41 4V3H40ZM43 4L44 5H46V6H43ZM62 4V7H60V5ZM138 4H140V5H138ZM175 4V5H174ZM183 4V5H182ZM199 4V5H198ZM221 4V5H220ZM228 5L229 7H227V8H225V7H223V5ZM262 4H263V6H262ZM1 5H3V6H1ZM147 5H149V3L147 4ZM153 5V6H154ZM168 5L170 6V7H172V8H174V9H169L170 7H168ZM180 5V6H179ZM186 5H188V8L187 7H185ZM195 5V6H194ZM197 5V6H196ZM210 5H211V7H210ZM235 5V6H234ZM238 5V6H237ZM34 7H35V4L33 5ZM43 6V7H42ZM47 6H49V8H50V11H49V8L47 7ZM81 6V7H82ZM84 6H86V4L84 5ZM80 7V9H78L79 11L80 10H87L88 12H89V10L88 9H90V12H91V9L92 8H90V7ZM89 6V5H88ZM179 6V7H178ZM182 6H184V7H182ZM214 6V7H213ZM221 6V7H220ZM259 6L260 8H258L257 9V7ZM3 7V8H2ZM21 7V8H20ZM23 7V8H22ZM41 7V8H40ZM138 7H140V8H138ZM225 8V12H227L228 13V15H226V13L224 12V14H225V17L227 18L226 19V21H222V20H225V18L223 19L222 17L224 16V14H223V8ZM233 7H235V8H233ZM29 8V7H28ZM32 8V7H31ZM41 9V12H39L40 11V9ZM45 8V9H44ZM53 8V9H52ZM76 8V9H75ZM83 8H87V9H83ZM117 8V9H116ZM157 8V9H156ZM159 8H162V9H159ZM175 8H177V10L175 9ZM179 8H181V9H179ZM182 8H184V9H182ZM193 9V10H191V11H188L187 9ZM215 8V9H214ZM219 8V9H218ZM221 8V9H220ZM230 8V9H229ZM231 8H233V9H231ZM74 9V10H73ZM159 9V11H157ZM213 9V10H212ZM235 9H236V11H235ZM31 10V11H30ZM59 10V11H58ZM168 10V11H167ZM185 10H187V11H185ZM220 10H222V14H220L221 13V11ZM229 12H228V11ZM233 10H234V12H233ZM48 11V12H47ZM53 11V13H49V12H52ZM54 11H55V13H54ZM78 11V13H77V11L76 12H74L75 13V16L77 17V21L79 22V21H81L82 22V24L83 25H81V23L79 22H77L78 24H80L81 26H80V28H78L79 26L77 25V23H76V25L78 26V27H76V28H78V30L76 29V31H74V30H71L70 31V34L72 35V36H70V38L71 37H73V34H76V36H84V35H86L87 37H92V36H94V34H99V32H106L107 30H109V31H107L104 35H113V36H115V35H127V34H130V31H128L127 33H125L127 30H124V33L125 34H122L123 33V31L121 30L120 31V29H122L123 27L122 26H119V27H116V25L115 24H113L114 22H112V21H114V17H113V15L111 14L112 12H109V17H107L106 15L108 14H105V18H103V19H101V18H99V19H101V20H97V18H93L94 16L90 13H88L87 11L85 12V11H83L84 13H86V14H88L87 15V18H86V14H85V17L83 18V13H82V11H80L79 12ZM162 11V12H161ZM176 11V12H175ZM178 11H179V13H178ZM181 11V12H180ZM218 11V12H217ZM240 11H242V10H240ZM248 11V10H247ZM258 11V12H257ZM21 12H22V14H21ZM43 12V13H42ZM59 12V13H58ZM141 12V11H140ZM140 12H137V14L138 13H140ZM142 12H143V9H142ZM185 12V13H184ZM187 12V13H186ZM220 12V13H219ZM244 12H246V10H244ZM258 14H257V13ZM35 13H36V16H34L35 15ZM81 13V14H80ZM178 13V14H177ZM183 13V14H182ZM194 13V15H192ZM202 13H203V15L204 14H206V17H207V15H208V19L207 18H204L205 17V15L204 16H199L200 14L202 15ZM236 13H240V12H236ZM247 13V12H246ZM26 14V15H25ZM39 14V15H38ZM43 15V16H41V15ZM50 14V15H49ZM53 14V15H52ZM180 14H181V16H180ZM186 14V15H185ZM190 14V15H189ZM212 14V15H211ZM216 14V15H215ZM218 14H220L219 15V19L221 18V20L218 22V20H216V18L218 17L217 15ZM262 16H261V15ZM22 15V16H21ZM40 17H38V16ZM48 15H49V17H48ZM79 15H81V16H79ZM90 15H92L91 16V19L89 18V16ZM112 15V16H111ZM139 15V14H138ZM189 15V16H188ZM210 15V16H209ZM217 16V17H215V16ZM223 15V16H222ZM229 15V16H230ZM236 15V14H235ZM254 15V16H253ZM29 16L30 17H36V19L38 20H36L35 18H32L30 21H29V23L27 22V19L29 18ZM176 16H179L178 18L176 17ZM184 16H186V17H184ZM190 16H192V18L190 17ZM43 17L44 18H46V19H43ZM48 17V18H47ZM104 17V16H103ZM174 17H176V18H174ZM184 17V18H183ZM198 17V18H197ZM203 17V18H202ZM211 19H210V18ZM214 17H215V19H214ZM246 17V16H245ZM244 17V18H245ZM255 17V18H256ZM23 18H25L26 19V21H25V19H24V21H22L23 20ZM72 18V17H71ZM151 18V17H150ZM197 18V19H196ZM202 18V22H201V19ZM243 18V19H244ZM248 18V17H247ZM247 18H245V19H247ZM81 19V20H80ZM83 19H84V21H83ZM87 19V20H86ZM91 21H90V20ZM106 19V20H105ZM108 19V20H107ZM152 20H155V17H154V19L153 18H151ZM175 19V20H174ZM187 19V20H186ZM189 19V20H188ZM192 19H193V22H192ZM196 21H195V20ZM212 19H214V20H216L217 21V23H221L222 24V22H223V27L225 28V29H229V31L228 30H224L223 29V27L222 28H220V26H221V24H216V25H218L219 27H217V28H219V29H217L215 32H219V34L221 35V38H222V42L220 43V35L217 33V34H215V32L213 33L212 31H214V29L216 28L215 27V25H214V29L212 28V27H209V29H208V24H209V22H213L212 21ZM262 19H263V21H262ZM35 22H34V21ZM75 20V19H74ZM97 20V21H96ZM107 21V23H105L104 24V22L105 21ZM180 20H182V22H180ZM255 20V19H254ZM22 21V22H21ZM87 21V23H85ZM94 21L96 22V23H94ZM100 21L102 22V24L103 25H101L102 27H100L99 25H100ZM197 21H199V22H201V23H198L197 24ZM215 21V22H216ZM7 22H10L9 24H7ZM23 22L25 23H28V24H31L32 26H35V27H31V25L29 26H27V24L25 23L24 25H23ZM31 22H33V23H31ZM41 22V23H40ZM43 22V23H42ZM72 22H73V20H72ZM84 22V23H83ZM90 22V24H88ZM97 22H99V25L97 24ZM141 22V21H140ZM150 22H151V20H150ZM150 22H147V24L146 25H148V23H150ZM156 22V21H155ZM154 22V23H155ZM225 22V23H224ZM229 22V23H228ZM249 22H251V23H249ZM20 23L22 24V26L20 25ZM74 23H75V21H74ZM92 23H94V25H92ZM145 23V22H144ZM144 23H139V24H144ZM170 25H169V24ZM190 23H192V24H190ZM194 23H196V24H194ZM226 23H228V24H226ZM40 24V25H39ZM113 24V25H112ZM168 24V25H167ZM212 23H210L209 25H211ZM250 24H251V26H250ZM261 24V25H260ZM37 25V26H36ZM93 26V27H96L97 28V30H95L94 32H92L95 28H89V26ZM112 25V26H111ZM114 25H115V27H114ZM157 25H159V26H157ZM184 27V30H182L183 29V27ZM200 25V26H199ZM205 25H207V26H205ZM247 25H249V26H247ZM254 25H255V28L253 29V27H254ZM263 25V26H262ZM75 26V25H74ZM74 26H73V28H74ZM86 26V27H85ZM114 27L113 29L111 28V27ZM166 27V29H165V27ZM170 28H169V27ZM179 27V30H178V28L177 27ZM197 26V27H196ZM199 26V27H198ZM202 26H204V27H202ZM213 26V25H212ZM240 26H241V24H240ZM260 26H262L263 27V29H262V27H261V29L260 28H258V29H256L257 27H260ZM85 27V28H84ZM111 28V30H110V28ZM122 27V28H121ZM158 27V30L156 29ZM168 27V28H167ZM202 29H201V28ZM8 28V29H7ZM84 28V29H83ZM87 28H89V29H87ZM119 28V29H118ZM187 28V29H186ZM211 28L213 29V30H211ZM246 28V29H247ZM29 29V30H28ZM42 29V28H41ZM44 29H47V31H45ZM49 29H50V27H49ZM75 29V28H74ZM83 29V30H82ZM86 29H87V31H86ZM91 29H92V31H91ZM101 29H102V31H101ZM103 29H105V30H103ZM116 29L117 30H119V31H116ZM128 30H129V28H127ZM147 29V30H146ZM162 30L161 32H158V31H160V30ZM170 29V30H169ZM197 29H199V31H200V29H201V32H198V30ZM209 30L210 32H212L213 34H215V36L217 35V37H219V41L217 40L218 38H216L214 35H213V37L212 36H209V35H212L211 33L210 34H208V31H207V33H206V30ZM221 29H223L224 30V32H222V34L223 33H227L228 35H229V33L231 32L232 33V35H231V33H230V37L226 34V36H225V42H224V36H222V34L220 33V30ZM259 29H260V32H258L259 31ZM89 30H90V32H89ZM100 30V31H99ZM152 32H151V31ZM166 30H168V31H170V34L166 31ZM251 30V29H250ZM258 30V31H257ZM263 30V31H262ZM29 31V32H28ZM38 31V32H37ZM40 31H41V33H40ZM184 31V32H183ZM186 31V32H185ZM196 33H195V32ZM222 31V30H221ZM225 31H227V32H225ZM35 32H37V33H35ZM85 32H87V33H85ZM89 32V33H88ZM114 32V33H113ZM118 32V33H117ZM181 32H183V34L181 33ZM229 32V33H228ZM235 32V33H234ZM263 32V33H262ZM26 34V38L25 39H27V38H29L30 37V39H29V41H32V42H34V44H35V41L37 42V40L39 39V41L34 45V44H28V40H26L25 42L26 43H20L19 41H21V39L20 38H22V36L21 35H23V34ZM29 33V37H28V34ZM35 33V34H34ZM73 33V34H72ZM79 33V34H78ZM168 33V34H167ZM174 33V34H173ZM179 33V36L177 35ZM199 33H204L203 35H201V34H199ZM238 33V34H237ZM251 33V34H250ZM24 34V35H25ZM36 34H37V36H36ZM42 34H44V36L42 35ZM50 34V35H49ZM78 34V35H77ZM87 34H89V36L87 35ZM91 34V35H90ZM135 34H137V33H135ZM172 34V35H171ZM183 36H182V35ZM185 34H187V35H185ZM189 34H190V36H189ZM192 34H193V36H192ZM195 34V35H194ZM225 34H223V35H225ZM235 36H234V35ZM23 35V36H24ZM31 35H32V40H31ZM46 35V36H45ZM51 36V37H49V36ZM130 35H132V31H131V34ZM174 35H177V36H174ZM264 35V34H263ZM39 36L41 37V38H39ZM48 36V37H47ZM66 36H67V34H66ZM75 36V35H74ZM174 36V37H173ZM197 36V37H196ZM234 36V37H233ZM239 36V37H238ZM242 36V37H241ZM248 36H250V38L248 37ZM35 37H38V38H36V39H34ZM57 37V38H56ZM124 37V36H123ZM148 37V38H147ZM176 37V38H175ZM181 37H183V39L181 38ZM195 39H193V38ZM232 37V38H231ZM236 37V38H235ZM24 38H22V41L24 42ZM49 38H53L52 40H54V42H57V43H49V42H52L51 41V39H49ZM180 38V39H179ZM196 38H197V40H196ZM215 38H216V40H215ZM230 38V39H229ZM17 39V40H16ZM19 39V40H18ZM42 39L45 41L46 39H49V42H46L45 41V43L44 42H40V41H42ZM184 39H185V41H184ZM204 39V40H203ZM228 39V40H227ZM239 39V40H238ZM245 39V40H244ZM259 39H262L261 41L259 40ZM167 40L168 41H170L169 43L171 44V46H170V44L169 43H167ZM180 40H183L182 42H179ZM201 41V42H199V41ZM226 40H227V42H226ZM230 40V41H229ZM246 40H248V41H246ZM112 41H114L113 39H112ZM124 41H125V38H124ZM143 41V42H144ZM203 41V42H202ZM204 41H207V42H204ZM242 41V42H241ZM263 44V45H260L261 43ZM31 42V43H32ZM134 42V41H133ZM173 42V43H174ZM176 42H175V44H176ZM247 43L249 46H250V48L247 46V44L245 45L244 44V46L243 45H241V43ZM127 43V42H126ZM128 43H131V40L130 41H128ZM199 43H201L202 45H203V49H201L202 48V45L200 44V46H199ZM260 43V44H259ZM25 44V45H24ZM34 45V46H29L28 47V45ZM48 44H50V46L48 45ZM86 44V43H85ZM188 44V45H187ZM205 44V45H204ZM252 46H251V45ZM24 45V46H23ZM41 45H43V46H41ZM47 45H48V48H46L47 47ZM53 45V46H52ZM135 45H137V43H135ZM142 44H138V46H141ZM168 45H167V47H168ZM190 45V46H189ZM191 45L192 46H194V48H195V45L199 48L200 47V49H199V52H198V48L196 49L195 48V50L193 51L192 50V47H191ZM211 45V46H210ZM219 46V47H217V46ZM237 45H241V46H243L244 48H245V46H246V48L245 49H247V51L243 48V49H241L239 46H237ZM27 46V47H26ZM189 46V47H188ZM204 46H207L206 48L204 47ZM259 46H261V47H259ZM8 47V48H9ZM37 47H39V48H37ZM87 46L85 45V46H83L82 48H86ZM166 47V46H165ZM191 47V48H190ZM222 47V48H221ZM56 48V49H55ZM142 48H143V45H142ZM184 48V49H183ZM188 48H190V49H188ZM209 48V49H208ZM222 51H220L219 49ZM223 48H224V50H223ZM7 49V48H6ZM48 49V50H47ZM133 49H135V48H133ZM140 49L141 48H139V51H140ZM169 49H170V51L172 50V52H174V50H175V52L174 53H172V52H169ZM174 49V50H173ZM182 49L183 50H187L188 49V53H187V51L185 52V51H182ZM211 49V50H210ZM28 50H30V51H28ZM49 50H50V52H49ZM54 50V51H53ZM142 50H144V49H141V51ZM156 50H154V51H156ZM166 50H168V52L166 51ZM193 53L192 55H194V52L196 51V55H194V56H191L190 55V51ZM201 50H202V52H201ZM204 50V51H203ZM206 50H210L209 52H211L212 54H214V55H212L211 53V55H212V59H211V57H209V58H207L208 56H211L209 53L208 54H206ZM263 50V51H262ZM24 51V52H23ZM61 51V52H60ZM135 51V50H134ZM140 51V52H141ZM145 51H147L146 49H145ZM145 51H142V52H145ZM176 51H179V52H176ZM182 51V52H181ZM207 51V52H208ZM227 52H229L227 55H231L230 57L231 58H229L227 55H226V53ZM243 51H244V53H246V54H243ZM262 51V52H261ZM160 52V53H159ZM184 52L185 53H187V55L186 54H184ZM190 52V53H189ZM204 52V54H202V56H204L205 54L206 55H208L207 57H206V55H205V57H202L201 56V53H203ZM257 52V53H256ZM56 53V54H55ZM63 53V54H62ZM179 53H181V54H179ZM185 55H183V54ZM198 53H200L199 54V57H198ZM223 54L224 56H226V58H221V57H224L223 55L221 56V54ZM235 53V54H234ZM238 53H241V54H238ZM249 53L251 54V56H248L249 55ZM29 54V55H28ZM127 54H128V57L131 55L129 52H126L125 54H124V56L126 57V60L128 61V59L130 58H128L127 57ZM139 54V53H138ZM150 54V55H149ZM167 54H170V56H171V59L170 58H168L169 57V55H167ZM232 54H234L236 57H234V58H232ZM243 54V55H242ZM255 56H258V57H255ZM258 54V55H257ZM45 55V56H46ZM51 55V56H50ZM63 55V56H62ZM139 55H141V54H139ZM176 55V57L175 58H177V57H185V59H183L182 60V62L184 61V60H186L187 59V61H184V64L183 63H181V62H178V60L180 61L181 59L180 58H178V60L177 59H174V56ZM178 55V56H177ZM180 55H182V56H180ZM244 55H246V57L244 56ZM260 55V56H259ZM46 56V57H47ZM124 56H123V58H124ZM167 56V57H166ZM190 56V57H189ZM197 56V57H196ZM219 56H221V57H219ZM248 56V57H247ZM252 56H254V58L252 57ZM186 57H188V58H191L192 60H193V58L195 59V60H189L188 58H186ZM193 57V58H192ZM201 57V58H200ZM215 57H218V59L217 58H215ZM244 57H245V59H244ZM253 59H252V58ZM128 58V59H127ZM172 58H173V60H172ZM229 58V59H228ZM236 58V59H235ZM239 58H241V59H239ZM243 58V59H242ZM247 58V59H246ZM250 58V59H249ZM257 58V59H256ZM166 59V60H165ZM169 59V60H168ZM196 59H198L197 61H196ZM200 59H202L201 61H203V62H201L200 61ZM203 59H205V60H203ZM209 61H208V60ZM215 59V60H214ZM217 59V60H216ZM34 60V59H33ZM175 60H176V65H175V63H173V61L175 62ZM190 61V63H189V61ZM213 60V61H212ZM70 61V62H69ZM165 61V62H164ZM204 61H205V63H204ZM208 61V62H207ZM229 61V62H228ZM237 61L239 62L238 63V65L240 66V68H242V69H240L239 68V66L237 65ZM42 62H45L44 64H49V62H46V61H42ZM169 62H171V63H173V65L171 66L170 64L171 63H169ZM178 62V63H177ZM193 62V67H192V65H191V63ZM227 62V63H226ZM234 62H236V63H234ZM262 62V63H261ZM28 64L29 65V68H27V66H26V64ZM89 63V64H88ZM166 63V64H165ZM181 63V64H180ZM195 63V64H194ZM198 63V64H197ZM257 63H258V65H257ZM43 64V65H44ZM85 64H87L86 65V67H85ZM181 66L182 65V67H183V65H185V67L186 68H184L183 67V69H182V67H179V69L178 68H175V66L176 67H178L179 65ZM189 64V65H188ZM217 64V65H216ZM225 64V65H224ZM228 64V65H227ZM234 66H233V65ZM241 64V65H240ZM247 64V65H246ZM73 65V66H72ZM93 65V64H92ZM178 65V66H177ZM190 65H191V67H190ZM196 65V66H195ZM210 65V66H209ZM227 65V66H226ZM232 67V68H235V69H233V70H236L235 72H232V74H231V71H229L228 72V67H230V66ZM243 65V67H241ZM257 65V66H256ZM163 66V67H162ZM224 67V69H221L220 71H219V69H218V67H220V68H222V67ZM86 68V70H85V68ZM162 67V68H161ZM173 69H175V70H178V71H174V72H172L171 70H172V68ZM188 67V68H187ZM212 67H216V69L218 70H216L217 71V75L218 74H220V75H215L216 74V71H213V70H215V69H213ZM237 67V68H236ZM248 68V70H247V68ZM8 68V69H7ZM76 68V69H75ZM81 68V69H80ZM124 68V67H123ZM169 68H171L170 69V71L172 72V73H170V71H168L169 70ZM181 68V69H180ZM208 68V69H207ZM209 68H210V70H209ZM212 68V69H211ZM254 68V69H253ZM256 68V69H255ZM80 69V70H79ZM198 69H200L199 71H198ZM240 69V70H239ZM246 69V70H245ZM250 69V70H249ZM40 70V71H39ZM124 70V72L126 73V69L124 68L123 69ZM207 70V71H206ZM224 70H226V71H224ZM232 70V71H233ZM242 70H244L245 71V73L242 71ZM128 71V70H127ZM197 71V72H196ZM205 71L207 72V73H205ZM209 71H212V73L215 75V76H213V74L211 73V72H209ZM241 72V75H239L240 74V72ZM251 71V72H250ZM256 71V72H255ZM80 72V73H79ZM84 72V73H83ZM86 72V73H85ZM168 73V76H167V73ZM195 72V73H194ZM215 72V73H214ZM220 72H222V75H221V73ZM227 72V73H226ZM249 72V73H248ZM166 73V74H165ZM179 73V74H178ZM205 73V74H204ZM211 73V74H210ZM236 73V74H235ZM243 73V74H242ZM33 74V75H32ZM87 76H86V75ZM98 74V73H97ZM170 74V75H169ZM183 74V75H182ZM201 74V75H202ZM239 76H238V75ZM251 74V75H250ZM32 75V76H31ZM181 75V76H180ZM224 75H228V76H225V78L223 77ZM232 75V76H231ZM236 75V76H235ZM254 75V76H253ZM35 76V77H34ZM41 75H39V77H38V80H39V78H42V77H40ZM48 76V75H47ZM89 76V77H88ZM94 76V77H93ZM212 76H213V78H212ZM230 76V77H229ZM236 78H235V77ZM244 76V77H243ZM250 76V77H249ZM4 77V78H3ZM11 77V78H10ZM22 77H27L29 80H28V82H27V79H25L24 80V78H22ZM82 77V78H81ZM86 77V78H85ZM172 77V78H171ZM209 77H211V78H209ZM214 77H215V79H214ZM219 79H218V78ZM224 78V79H222L221 80V78ZM229 77V78H228ZM232 77V78H231ZM243 77V78H242ZM2 78H3V80H2ZM34 78V79H33ZM158 78V77H157ZM169 78H171V80L169 79ZM205 78V79H204ZM207 78V79H206ZM209 78V79H208ZM235 78V79H234ZM13 79V80H12ZM211 79V80H210ZM213 79V80H212ZM239 79V80H238ZM247 79V80H246ZM252 79V80H251ZM7 80H8V82H7ZM35 80V81H34ZM95 80V79H94ZM157 80V79H156ZM208 80H209V82H208ZM221 80V82H219ZM228 80V81H227ZM234 80V81H233ZM26 81V82H25ZM30 81H32V82H30ZM90 81L92 82V83H90ZM203 81V82H202ZM239 81V82H238ZM0 82V83H1ZM25 82V83H24ZM84 82H86V83H84ZM202 82V83H201ZM217 82H219V83H221V84H219V83H217ZM241 82H245L244 83V85L241 83ZM246 82H248V83H246ZM209 83V84H208ZM233 83H234V87L232 88V86H233ZM240 83V84H239ZM22 84H23V89L22 88H20V87H22ZM25 84V85H24ZM30 85V84H32V85H30L29 86V89H27L26 91H24L27 87H25L24 88V86H26V85ZM90 84V85H89ZM94 84V85H93ZM95 84H97V85H95ZM201 84H202V86H201ZM208 86H207V85ZM215 85L216 86V88L219 86V87H221L222 86V88H219V89H216L215 88V86L213 87V85ZM232 84V85H231ZM239 84V85H238ZM27 85V86H28ZM165 85V86H164ZM167 85V86H166ZM187 85H188V83H187ZM187 85H186V83H184V86H185V88L187 87ZM203 85H204V87H203ZM218 85V86H217ZM236 85V86H235ZM241 85V86H240ZM33 87V91H32V93H31V88ZM211 86V87H210ZM237 86H238V88H240V87H242V88H240L241 90H239L238 91V88H237ZM251 86H252V88H251ZM258 86H260L259 87V89H258ZM200 87H202V88H200ZM253 87H254V89L256 90H254L253 89ZM4 88H5V90H4ZM14 88V89H13ZM191 88V87H190ZM193 88H195V90H193ZM209 88L212 90V91H210L209 90ZM235 88V89H234ZM236 88H237V90H236ZM22 89V90H21ZM87 89V88H86ZM201 89H204L203 91L204 92H208V93H211V94H208V93H204ZM207 89V90H206ZM215 91H214V90ZM252 89V90H251ZM257 89L259 90V93H262V95H260L261 97H258L259 99H257V101H253L254 99H255V95H254V99L252 98V94H253V92H254V94H257L256 92H257ZM260 89H262L261 91H260ZM8 90L10 91V90H12L11 92H10V94H9V92H8ZM20 90V91H19ZM30 90V92H28ZM143 90V91H142ZM206 90V91H205ZM216 90H218V91H216ZM221 90V91H220ZM225 91V93H224V91ZM249 90H250V93L251 94H249ZM81 90H79V89H77L76 90V93H78V94H80L81 92H83V91H81ZM185 91H186V93L187 94H185ZM191 91V92H190ZM194 91V93L197 91V92H199V91H201V97L200 96H197V94L198 93H196V95L194 94V93H192ZM217 92V93H214V92ZM247 91V92H246ZM20 92V93H19ZM27 93V95H26V93ZM80 92V93H79ZM139 92V93H138ZM156 92V93H155ZM190 92V93H189ZM232 92H234V93H232ZM241 92V93H240ZM16 93H12V94H16ZM155 93V94H154ZM214 95H213V94ZM239 93V94H238ZM78 94H75V97H77L76 95H78ZM154 94V95H153ZM200 94H198V95H200ZM217 94V95H216ZM219 94V95H218ZM226 94V95H225ZM241 94V95H240ZM245 94V95H244ZM25 97H24V96ZM100 95H102L101 96V98H100ZM185 95H187V97H193V98H195V96H196V98L195 99H199V100H201L200 102H199V100L198 101H196L195 99V102L196 103H198V104H196L195 102H194V100H192L193 98H191L190 97V99L193 101H191L190 100V102L188 103L189 104V107H188V104H187V106L185 105V103H183V101H185V99L187 98ZM190 95V96H189ZM208 95H210V96H208ZM225 95V97H224V99H223V96ZM249 97H248V96ZM252 95V96H251ZM16 95L14 96V97H17ZM152 96H154V98L152 97ZM206 96V97H205ZM219 96V97H218ZM230 96V97H229ZM234 96H237V97H234ZM244 96H246V97H244ZM258 96H259V94H258ZM13 97V98H14ZM27 97V98H26ZM30 97V98H29ZM39 97V96H38ZM84 97L85 98H87V95L85 96L84 95ZM99 97V98H98ZM150 97V98H149ZM157 99H156V98ZM184 97H186V98H184ZM203 97V98H202ZM239 97V98H238ZM242 97H244V99L242 98ZM251 97V98H250ZM78 98H80V96H78ZM98 98V99H97ZM151 98H153V99H151ZM213 98H215V99H213ZM227 98H228V100L230 101H228L229 102V104H228V102H226V100H227ZM253 101V102H251V100ZM256 98H257V95H256ZM101 99V100H100ZM183 101H182V100ZM206 99V100H205ZM210 99V100H209ZM235 100V102H233L234 100ZM237 99V100H236ZM240 99V100H239ZM246 99H248V100H250V102L249 101H247ZM8 100V101H7ZM15 100V101H14ZM219 100V101H218ZM221 100V101H220ZM13 101H14V103H13ZM23 101V102H22ZM141 101V100H140ZM182 101V102H181ZM208 101V102H207ZM218 101V102H217ZM227 103H225V102ZM238 101V102H237ZM259 101H261V102H259ZM29 102H31V103H29ZM222 102H224V104H226V105H224V106H221L222 104ZM94 103H93V106H94ZM181 103V104H180ZM217 103V104H216ZM232 103V104H231ZM240 103V104H239ZM242 103H244V105H241ZM245 103H247V104H245ZM251 103V108H250V104ZM252 103H253V105L255 104V106H253L255 109H253V107H252ZM7 104V103H6ZM5 104V105H6ZM64 104V106L66 107L67 106V104L68 103H63ZM180 104V105H179ZM192 104H194L193 106H192ZM203 104H205V105H203ZM13 105L15 106L14 107V109H13ZM27 105V106H26ZM69 105V104H68ZM184 105V106H183ZM201 105V106H200ZM241 105V106H240ZM246 105V109H244L245 106ZM247 105H249V109H248V106ZM256 105H258V106H256ZM7 106H8V104H7ZM19 107V108H17V107ZM24 106V107H23ZM31 107V109L30 108H28V107ZM185 106H186V108H185ZM196 106H198L197 108H196ZM210 107H211V105H209ZM208 106V107H209ZM238 106V107H237ZM27 107V108H26ZM35 107V106H34ZM244 107V108H243ZM263 107V106H262ZM8 108H9V106H8ZM10 108V109H11ZM17 110H16V109ZM46 108H48L49 109V107H46ZM70 108V107H69ZM91 108H93L94 109V107H91ZM96 109H95V111H93V114L94 115H92L90 112L91 111H86L85 112V114L87 115V113L91 116V118H92V116L94 117V118H92V124L91 123H89V124H91V126L93 125V122L95 121V123H94V125L98 128V126H97V124H99L98 122H99V119H100V113H101V108H100V103H99V106H98V104L96 105V107H95ZM194 108V109H193ZM229 108V109H228ZM241 108H243V109H241ZM27 111H26V110ZM97 109H98V111H97ZM192 109V110H191ZM198 109V111H199V114H198V111H196ZM228 109V110H227ZM241 109V110H240ZM14 110H16L15 112H17V113H15V112H13ZM23 111L24 110V112H18V111ZM31 110V111H30ZM50 110V111H49ZM48 110V114L49 115H55V114H52V113H55V111L53 110V109H49ZM224 110H225V112H224ZM227 110V111H226ZM240 110V112H238ZM30 111V112H29ZM250 111V112H249ZM194 112H195V114H194ZM237 114H239L240 113V115H236V116H238V117H235V116H233L235 113ZM11 113V114H10ZM30 113V114H29ZM98 113V114H97ZM224 113H225V115H224ZM250 113V114H249ZM13 114V115H12ZM25 114H27L26 116H25ZM34 114H36L35 116H34ZM96 114H97V116H96ZM221 114H223V115H221ZM233 114V115H232ZM31 116V119L29 118V116ZM28 116V117H27ZM33 116V117H32ZM231 116H233V117H231ZM18 117V118H17ZM54 117V116H53ZM95 117H96V119H95ZM199 117V118H198ZM227 117V118H226ZM235 117V118H234ZM262 117V116H261ZM7 118L9 119V120H7ZM25 118H27V119H25ZM99 118V119H98ZM186 120V121H183L184 119ZM219 118V119H218ZM254 118V119H253ZM261 119V120H256V119ZM95 119V120H94ZM218 119V120H217ZM221 119H223V120H221ZM232 119V121H233V124H231L232 123V121L231 122H228V121H230ZM245 119L247 120L246 122H245ZM253 119V120H252ZM28 120H30V122H28ZM31 120H32V122H34L35 124L36 123H39V121H41L42 123V125L40 124V130H38V128H36V129H34L33 128V125H31ZM70 121H72V124H73V121L74 120H72V119H69ZM215 120H217L218 122L216 123L215 122ZM220 120L221 121H223V122H220ZM241 120H244V122L243 123H241L240 121ZM3 121V122H2ZM7 121H10V123H12V126H11V124L10 123H8ZM38 121V122H37ZM187 121H189V123L187 122ZM201 121V120H200ZM199 121V122H200ZM214 121V122H213ZM253 121V122H252ZM23 122H24V124H23ZM43 122H44V124H43ZM185 122V123H184ZM187 122V123H186ZM213 122V123H212ZM4 123V124H3ZM191 123H193V124H191ZM209 123V124H210ZM220 123V124H219ZM224 124V125H221V124ZM228 125H226V124ZM231 124V125H229V124ZM237 123V124H236ZM253 123V124H252ZM9 124V125H8ZM26 124H28V125H26ZM196 124H198V121H197V123ZM208 124V125H209ZM213 124V125H212ZM216 124V125H215ZM255 124V126L257 127V125H259V126H261V127H257L258 128V131H256V127L255 126H253ZM29 125H30V127H29ZM190 127H189V126ZM220 125V126H219ZM226 125V126H225ZM251 125V126H250ZM10 126V127H9ZM31 126H32V128H31ZM95 126H92L91 128V130L93 131V128H95L94 129V131H96L97 130V128L95 127ZM192 126V127H191ZM212 126V127H211ZM230 126V127H229ZM248 126H249V128H248ZM255 128H253V127ZM19 127H20V129H19ZM215 127H216V129H215ZM225 127V128H224ZM228 127V128H227ZM236 128V130H235V128ZM237 127H239V128H237ZM245 127V128H244ZM251 127V128H250ZM1 127H0V131H1V129H2ZM7 128H9V129H7ZM14 128H12L13 130H14ZM190 128V129H189ZM191 128H194L192 131H191ZM261 128V129H260ZM21 129H22V131H21ZM215 129V130H214ZM237 129H240V130H242V131H240V130H237ZM245 129H247V131L245 132ZM249 129H250V131L252 132V134H251V132L249 131ZM263 129V130H262ZM212 130H214V131H212ZM253 130H254V132H253ZM262 131L263 132V134H262V132H260V131ZM9 131H10V134H9ZM36 131H37V133H36ZM216 131V132H215ZM222 131V132H221ZM224 131V132H223ZM234 133H233V132ZM4 132H6L7 134H5ZM34 132L36 133V134H34ZM194 132V133H193ZM213 132H215L216 134L214 135V133ZM220 132V133H219ZM231 133V135H229L230 133ZM245 132V133H244ZM249 132V133H248ZM256 132V133H255ZM3 133V134H2ZM222 133H224L223 135H225L226 136V134L229 136H226V138H223L222 136ZM226 133V134H225ZM236 133V134H235ZM253 133H254V135H253ZM258 133V134H257ZM208 134V135H207ZM220 134V135H219ZM250 134L252 135L251 136V139L249 140H247V138H249L250 137ZM14 136L16 135V134H13ZM221 136V139H220V137L219 136ZM236 135V136H235ZM239 135V136H238ZM242 135V136H241ZM246 135V136H245ZM248 135H249V137H248ZM261 136L260 138V140L258 141L257 139H255V138H259L258 136ZM263 135V136H262ZM244 136V137H243ZM255 136V137H254ZM10 137H12V135H10ZM192 137V138H191ZM200 137V136H199ZM202 137V136H201ZM205 137V138H206ZM239 137H240V139H239ZM4 138V139H5ZM20 138H21V135H20ZM20 138L18 139V137H17V139L18 140H20ZM214 138H216V139H214ZM227 138H229V139H227ZM231 138L233 139V140H231ZM244 138V139H243ZM12 139H13V137H12ZM15 140V142L13 141V143H15V145L17 144V140H16V136H15V138H14ZM219 139V141H216V140H218ZM227 139V140H226ZM236 139V140H235ZM239 139V140H238ZM253 139H255L259 144H257V142L255 141V140H253ZM8 140V139H7ZM226 140V141H225ZM230 140V141H229ZM242 140H244V141H246L247 140V142H248V145H246L247 144V142H244L243 141V143H242ZM69 141H71V140H69ZM215 143H217V144H213L214 142ZM222 141H224V142H226V143H229L230 145H225ZM229 141V142H228ZM249 141H255L254 142V144L252 143V142H250V146H249ZM213 142V143H212ZM231 142V143H230ZM238 142V143H237ZM239 142L240 143H242V144H244V145H242V144H240L239 145ZM233 143H234V146H233ZM224 144V145H223ZM252 144H253V146H252ZM255 145V146H254ZM219 146V147H220ZM228 148H227V147ZM234 148H233V147ZM238 146H240L241 147V149H240V147H238ZM244 146H245V149L246 150H244V152L242 151L243 150V148H244ZM247 146V147H246ZM249 146V147H248ZM260 146V147H259ZM64 147L65 146H61V149L63 150L64 149ZM193 147V148H192ZM223 147H225V148H223ZM223 148V149H222ZM227 148V149H226ZM248 148V149H247ZM222 151H221V150ZM229 149H231V150H235L233 153H235V152H237V153H235V154H233L232 153V151H230ZM226 150V151H225ZM237 150V151H236ZM239 150L240 151H242V153H240V155L242 154L243 156H244V158H245V156L248 158V156H249V159H247V161H245L244 159H241L240 160V156H238V159H237V162H239V164H241V165H236V167H235V165L232 163V160L233 159H235L236 157H237V154H239ZM252 150V151H251ZM259 150H261L263 153H261V152H258ZM45 152H44V154H48L49 152H46V150H44ZM225 151V152H224ZM227 151H229L230 153H231V155H229L228 153H227ZM248 151H251V152H253L252 154L253 155H251L250 156V154H251V152H249L248 153ZM258 153V155L259 154H261L259 157H258V155H256L257 153ZM53 153H54V150H53ZM195 153V154H194ZM203 153V154H202ZM5 154H7L8 156L10 155V154H8V153H5ZM5 154H3V152H1V154H0V160H2V159H4V161L2 160V161H0L2 164L4 163V164H6V161L8 160L9 162H7V166H5V165H2V164H0V165H2V167L0 166V176H3V180H2V178H0V195L1 196H3L4 197V195L6 196V193H9V190H7V189H9V188H4L3 189V184H4V180H6V181H8V183L9 184H11V183H13V182H11L12 180L14 181V183L13 184H11V187H12V189H11V187H10V189H11V193H12V191H13V195H15L14 197H16V199L18 198H20L19 200L17 199V203H20V204H18L17 205V207H21L20 205L21 204H23V203H21V202H23V201H25L24 199H26L25 197H26V194L29 192H27L26 190H24V188H26L25 186H27V190H28V188H30V187H32V188H36V185L38 184V182L36 181V179L34 180V185H31L32 183H28L29 184V186L27 185V183H22L21 184V182H23V180H24V177H26L28 174L27 173H30V174H33L32 172H31V170L29 171V169H28V171H27V173H26V171L23 169V170H21V169H19V168H21V164H20V162L18 161V160H13L10 156L8 157L7 155L6 156H4V157H2L3 155H5ZM191 156H190V155ZM192 154H194L193 156H192ZM249 154V155H248ZM2 155V156H1ZM196 155V156H195ZM222 155H228L227 156V158L225 157V156H223L222 158H221V156ZM233 155L234 156H236V157H234V158H232L233 157ZM241 155V156H242ZM254 155H256L257 157L256 158H259L260 159V161H259V159H257L258 161L257 162H254L255 160L253 159V158H255L254 157ZM201 156H203L202 158H201ZM2 157V158H1ZM8 157V158H7ZM205 157H207V159L205 158ZM250 157H253V158H250ZM262 157L264 158V154L262 155ZM226 158V159H225ZM229 158H231V159H229ZM243 158V157H242ZM12 159V160H11ZM200 160V159H202V160H200L201 162L199 163V161H197V160ZM219 159H222V161L221 160H219ZM11 160V161H10ZM195 160V161H194ZM208 160V161H207ZM224 160V161H223ZM225 160H230V162L234 165H232V164H230V162L228 161H225ZM242 160H244V161H242ZM249 160V161H248ZM254 160V161H253ZM13 161L15 162V163H13ZM191 161H193V162H191ZM197 161V162H196ZM222 162L223 164L221 165V163H219V162ZM11 162V167H10V165H9V163ZM19 163V166H18V164H16V163ZM203 162V163H202ZM225 162V163H224ZM233 162H234V160H233ZM235 162H236V159H235ZM240 162H243V163H240ZM244 162H245V164H244ZM205 163H207V164H205ZM229 163V165H227ZM248 163V164H247ZM15 165V167H14V165ZM208 164H209V166H208ZM219 164H220V166H219ZM242 164H244V166H242ZM250 164V165H249ZM254 164V165H253ZM21 165V166H20ZM203 165V166H202ZM209 167H207V166ZM224 165H227V166H224ZM253 165V166H252ZM197 166H200V168L199 167H197ZM224 167L222 170L220 169V167ZM229 166L233 169H235V171L236 170H239V171H236L237 173H235L234 175H230L229 174V172H231L232 170H231V168H229ZM239 166H240V168L241 169H238L239 168ZM242 166V167H241ZM9 167V168H8ZM19 167V168H18ZM225 167H226V169H225ZM238 167V168H237ZM6 168V169H5ZM14 170H13V169ZM16 168H18V169H16ZM207 168V169H206ZM229 168V169H228ZM16 169V170H15ZM212 169H213V172H211L212 171ZM214 169H216L215 171H214ZM225 169V171H223ZM256 169V170H255ZM11 171V170H13V172H11V174L10 173H6V171ZM19 170V171H18ZM69 170L70 171H72V169H68V172H69ZM197 170V171H196ZM219 170H221L220 172H219ZM229 172H228V171ZM231 170V171H230ZM243 170V171H242ZM254 170V171H253ZM5 171V172H4ZM15 171H16V173H18V174H21L22 172L21 171H23V178H22V176H20L22 179L20 180V178H19V176L15 173ZM217 171V172H216ZM227 171V172H226ZM56 172L57 171H55V170H53V172L51 171V174L52 175H55L56 174ZM59 172V171H58ZM57 172V173H58ZM214 172H216V173H214ZM233 173H234V170L232 171ZM243 172V173H242ZM245 172H247V174H245ZM2 173V174H1ZM4 173V174H3ZM14 173L17 175V176H15L14 175ZM25 173H26V176H24L25 175ZM53 173H55V174H53ZM201 173V174H200ZM203 173V174H202ZM232 173V174H233ZM240 173V174H239ZM198 174V175H197ZM214 174H217V176H215ZM218 174H219V177H218ZM221 174V175H220ZM230 175V176H228V175ZM243 174V175H242ZM245 174V175H244ZM249 174V175H248ZM8 176V177H5V176ZM36 176H38V174H35ZM202 175V176H201ZM226 177H225V176ZM246 175H247V177H246ZM257 175V176H256ZM33 176H34V174H33ZM222 176V177H221ZM226 178H224V177ZM239 177V176H241V177H239V178H235V177ZM260 176V177H259ZM10 177V178H9ZM15 177V178H14ZM200 177V178H199ZM221 177V178H220ZM231 177V178H230ZM9 178V179H8ZM208 178V179H207ZM236 180H235V179ZM257 178H261L260 180H258V182L256 181L257 180ZM11 179V180H10ZM33 179H34V177H33ZM216 179V180H215ZM233 179V180H232ZM203 180V181H202ZM219 180V181H218ZM221 180V181H220ZM253 182H252V181ZM10 181V182H9ZM18 181V182H17ZM41 181V180H40ZM39 181V182H40ZM246 181H248V183L246 182ZM116 182V185L118 186V189H123V188H128L130 185H128L127 184V186L124 184V183H122V182H120V181H118L117 179H115L114 180V183ZM198 182V183H199ZM235 182H237V183H235ZM3 183V184H2ZM17 183H18V185H17ZM215 183V184H214ZM220 183V184H219ZM223 185H222V184ZM229 183V184H228ZM233 183V184H232ZM245 183H246V185H247V187H249L250 186V183H251V185L252 186H254V188H255V190H254V188L252 189L253 191H250V189L248 188V190L246 189V191H245V188L244 187H246V186H244L245 185ZM253 183V184H252ZM16 186H15V185ZM23 184H26V185H24L23 186ZM36 184V185H35ZM210 184H211V187H210ZM218 184V185H217ZM224 184H226L225 186H224ZM232 184V185H231ZM240 186H238V185ZM256 184V185H255ZM13 185V186H12ZM18 186V187H17ZM204 186V187H203ZM205 186H208V187H205ZM224 186V187H223ZM228 186V187H227ZM231 186V187H230ZM238 186V187H237ZM255 186H257V188L255 187ZM14 187V188H13ZM210 187V188H209ZM216 187V188H215ZM221 187H223L222 189H221ZM246 187V188H247ZM19 188V190L18 191H21L20 193L22 194L21 195V197H19L18 196V191L16 190V189H18ZM32 188H30V189H32ZM205 188H208V190L210 191H208V193L209 194H207V192H205V191H202V189H205ZM227 188V189H226ZM235 190H234V189ZM242 188H244V189H242ZM250 188H252V187H250ZM2 189H3V191H2ZM146 190H147V188H145ZM219 190V189H221V190H223V192H221L220 190L219 191H217V190ZM229 189H231L230 191H228ZM15 190V191H14ZM206 190V189H205ZM239 190V192H236V191H238ZM256 190H258V191H256ZM2 191V192H1ZM23 191H25L26 193H24ZM231 191H232V193H231ZM257 193H256V192ZM17 192V193H16ZM39 192V191H38ZM44 192V191H43ZM205 192V193H204ZM214 192V193H213ZM221 192V193H220ZM234 192V193H233ZM247 192H249V194L251 195H249ZM256 193L254 196L255 197H253V193ZM15 193V194H14ZM19 193V194H20ZM40 193V192H39ZM227 193V194H226ZM238 193V194H237ZM244 195H243V194ZM224 194V195H223ZM229 194H231L230 195V198H228L229 197ZM241 196H240V195ZM261 194V195H260ZM41 195L42 194H40L39 196L41 197ZM150 195V192L147 190V191H145V192H142V193H140V194H138V195H135L134 197H133V200H139V202L141 201H143L142 203H149L150 202V197H148ZM207 195H209V196H207ZM211 195V196H210ZM226 195V196H225ZM239 195V196H238ZM139 196V197H138ZM243 196V197H242ZM249 196V197H248ZM258 196V197H257ZM24 197V198H23ZM40 197H37V198H40ZM142 197V198H141ZM148 197V198H147ZM209 197V198H208ZM223 197V198H222ZM234 197V198H233ZM23 198V199H22ZM225 198V200H223ZM248 198V199H247ZM252 199V201H251V199ZM257 198V199H256ZM41 200H43L42 198H40ZM40 199H38V200H40ZM143 199V200H142ZM211 199V200H210ZM222 199V200H221ZM242 199V202H240V200ZM243 199H245V200H243ZM254 199V200H253ZM256 199V200H255ZM133 200L131 201V202H133ZM197 200V201H196ZM209 202H208V201ZM216 200V201H215ZM233 200V201H232ZM236 200V201H235ZM193 201V202H192ZM223 201V202H222ZM245 201V204L243 203ZM254 201H255V203L256 204H258L257 206H256V204L255 205H253L254 204ZM45 202V200L44 201H42V203L41 204H45L44 203ZM195 202V203H194ZM197 202V203H196ZM232 204H231V203ZM239 202V203H238ZM193 203V204H192ZM211 203V204H210ZM222 203V204H221ZM243 204V206L247 209V213L245 212V214H244V216H243V218L244 219H246V220H244V219H242V225L240 226V227H238V229H236V231H237V234L238 235H236L235 234V231H232L231 232V234L230 235H228L226 232L224 233V231L226 230V228L228 227V221H229V215L230 214H232L231 212H232V210L235 208V206L237 207L239 204ZM253 203V204H252ZM218 204V205H217ZM238 204V205H237ZM247 204H249V205H247ZM230 205H231V207H230ZM38 206H40V204H38L37 205V207ZM229 206V207H228ZM247 206L250 208H247ZM251 206V207H250ZM256 206V207H255ZM16 206H15V208H17ZM41 207V206H40ZM220 207V208H219ZM226 207V208H225ZM253 207L254 208H256V212L254 211V209H253ZM194 208H196V207H194ZM224 208V209H223ZM262 208V209H261ZM217 209H219V210H217ZM226 209H228V210H226ZM230 209V210H229ZM252 209H253V212H251L252 211ZM262 211H261V210ZM259 210V211H258ZM191 211V212H190ZM248 211H249V213H248ZM261 211V212H260ZM221 212H222V214H221ZM225 212H226V214H225ZM228 212V213H227ZM188 213H190V214H188ZM251 213V214H250ZM253 213H254V215H253ZM261 213V214H260ZM158 215H159V213H157ZM155 215V216H153V217H151V218H149V220H148V225H154L155 223L154 222H157L158 220H165L166 221V218H163L162 216H158V215ZM219 214V215H218ZM220 214H221V216H220ZM147 215V214H146ZM246 215V216H245ZM257 215V216H256ZM70 215H67V216H65L66 217V219L64 218V222H67V220H69V217ZM231 216V215H230ZM249 218H248V217ZM255 216V217H254ZM216 217H218V218H216ZM221 217V218H220ZM251 217V218H250ZM258 217H261L260 219L258 218ZM102 218V219H101ZM154 218V219H153ZM163 218V219H162ZM215 218V219H214ZM247 218H248V220H247ZM263 218V219H262ZM152 219V220H151ZM171 219V218H170ZM219 219V220H218ZM227 219H228V221H227ZM98 220H103L102 221V226H101V224H99L97 221ZM219 222H218V221ZM249 220H250V223H249ZM253 221V223H255V225L252 223V221ZM256 220V221H255ZM154 221V222H153ZM222 221H223V223H222ZM245 221H247V222H245ZM263 223V225L261 224V222ZM150 223V224H149ZM219 223L221 224V225H219ZM99 226H98V225ZM226 224H227V226H226ZM247 224H250V225H248L247 226ZM64 225H65V223H64ZM110 225V226H109ZM253 225H254V227H253ZM262 225V226H261ZM0 226H2V224H0ZM98 226V228H96ZM108 226H109V228H108ZM258 226V227H257ZM4 227H6V226H4ZM222 227V228H221ZM224 227H226V228H224ZM247 227V228H246ZM262 229H261V228ZM101 228V229H100ZM112 228V229H111ZM178 228V227H177ZM193 228V229H192ZM244 228L246 229V230H244ZM103 229V230H102ZM108 229L110 230V232H108V234L107 235H109V233L113 236L112 237V239H111V236L110 237H107V238H109V239H111L112 241L114 240L115 242H112V241H110L109 239H106V238H101V237H99V240L100 239H102L103 240V242H102V244H100L99 243V241H98V239H97V237L96 236H98V235H104L103 233H102V231H105V232H107L108 231ZM187 229V230H188ZM239 229H241V230H239ZM159 230H161V231H159ZM223 230V231H222ZM256 230V231H255ZM220 231V232H219ZM243 231V232H242ZM258 231V233H256ZM262 231V232H261ZM168 232V233H167ZM216 232V233H215ZM242 232V233H241ZM246 232V233H245ZM260 232V233H259ZM96 233H98V234H96ZM100 233V234H99ZM156 234V235H155ZM182 234H184V235H182ZM232 234H234V236H231ZM242 234H243V236H242ZM60 235H61V233H59V237H57V239H58V241L60 240L59 238H60ZM83 235H84V237H83ZM96 235V236H95ZM218 235H222L220 238H219V236ZM223 235H225V237L223 236ZM226 235H228V236H226ZM254 235V236H253ZM116 236V237H115ZM148 236V237H147ZM192 236V237H191ZM210 236V237H209ZM218 236V237H217ZM260 236V237H259ZM263 236V237H262ZM88 239H87V238ZM143 237H144V240H143ZM145 237H146V239H145ZM178 237V238H177ZM228 237V238H227ZM235 237V238H234ZM84 238H86V240L84 239ZM93 238H95V239H97V241L95 240V239H93ZM114 238V239H113ZM117 238H119L120 240H117ZM153 238H155V240H152ZM192 238V239H191ZM193 238H195L196 239V241H195V239H193ZM212 238V239H211ZM218 238V239H217ZM223 238H225L227 241V243L226 242H224L225 241V239L223 240ZM241 238H239V239H241ZM258 238H260V239H258ZM104 239H105V241H104ZM128 239V240H127ZM157 239V240H156ZM172 239H173V241H172ZM216 239V240H215ZM252 239H253V241H252ZM86 242H85V241ZM90 240V241H89ZM93 240V241H92ZM106 240H108V241H106ZM126 240V241H125ZM152 240V241H151ZM192 240V241H191ZM193 240H194V242H193ZM215 240V241H214ZM218 240H220V241H218ZM223 241V243L221 244V242ZM256 240V241H255ZM82 241V242H81ZM91 241H92V244H91ZM94 241L96 242V243H98V244H95L94 243ZM118 241V242H117ZM121 241V242H120ZM128 241V242H127ZM150 241V242H149ZM156 241V242H155ZM191 241V242H190ZM213 241V242H212ZM261 241V242H260ZM80 242H81V244H80ZM105 242V243H104ZM114 243V244H117V245H115V246H112L111 244L112 243ZM131 242V243H130ZM194 243V245H193V243ZM84 243H85V245H84ZM87 243H89L88 245H87ZM110 244V245H106V244ZM129 243H130V247H129ZM132 243L134 244V245H132ZM180 243H182V244H186L185 246H188V247H190L191 246V248H189V249H186L185 248V246L184 245H181ZM199 243H200V245H199ZM201 243H203V245H204V251L205 252H203V250L201 249ZM255 243V244H254ZM259 243V244H258ZM91 244V245H90ZM99 244H100V247L102 248V249H95V248H97L96 246H98V248H100L99 247ZM103 244H105V246H107V247H105ZM119 244H121L120 246L121 247H119ZM154 244H156V245H154ZM178 244L180 245V247L178 246ZM191 244V245H190ZM199 246H198V245ZM217 244H218V246H217ZM81 245V246H80ZM90 245V246H89ZM93 245H95V248L93 247ZM101 245H103V246H101ZM124 245V246H123ZM131 245H132V248H131ZM153 245V246H152ZM212 245V246H211ZM255 245V246H254ZM257 245V246H256ZM84 246H86V247H84ZM128 248H127V247ZM174 246V247H173ZM176 246V247H175ZM178 246V247H177ZM195 248H193V247ZM199 248H198V247ZM209 246H211V248L209 247ZM215 246H216V248H215ZM226 246V247H225ZM89 247V248H88ZM115 247H117V248H115ZM154 247V248H153ZM173 247V248H172ZM184 247V248H183ZM214 247V248H213ZM122 248H125V249H122ZM170 248H172V251L171 250H169ZM210 248V249H209ZM220 248V249H219ZM226 248V249H225ZM254 248V249H253ZM259 248V249H258ZM57 249V250H56ZM128 249V250H127ZM134 249V250H133ZM154 251H153V250ZM156 249V250H155ZM158 249L160 250L159 251V253H158V255L156 256V252H158ZM173 249H174V251H173ZM179 249V250H178ZM181 249V250H180ZM183 249H186V250H184V251H182ZM215 250V252H213L214 250ZM217 249V250H216ZM256 249V250H255ZM53 250V251H52ZM51 250V252H50V254L48 255V259L50 260V263L48 262L47 264H56V262H57V264H58V262H59V258H60V256H61V248H60V243H58L57 244V247H54L53 249ZM95 250H98L94 255H93V253L95 252ZM108 250V251H107ZM150 251V253H149V251ZM161 250H162V252H161ZM163 250H165L166 252H164ZM258 250V251H257ZM260 250V251H259ZM262 250V251H261ZM111 253H110V252ZM120 251V252H119ZM126 251V252H128V254L126 253H124V252ZM133 253H132V252ZM177 251V252H176ZM56 252H58V253H56ZM92 253L91 255H90V253ZM146 252H147V254H146ZM153 252V255L151 254ZM168 252V253H167ZM173 252V253H172ZM175 252V253H174ZM183 252V253H182ZM201 252H202V254H203V256H202V254H201ZM219 252V253H218ZM228 252V251H227ZM256 252V253H255ZM81 253V252H80ZM86 253V254H85ZM98 253H99V255H98ZM105 253H107L106 254V256H109V259H106L107 261H105L104 259H101L102 257H104L105 256ZM121 253V255H122V253H124L125 255H127V256H130V257H128L127 258V256L125 257L124 255L123 256H121L120 255V257H119V255H115V254H120ZM134 253H136V254H134ZM188 253V254H187ZM214 253H215V255H214ZM255 253V254H254ZM90 255V257L88 258V256ZM102 256H101V255ZM110 254V255H109ZM113 254V255H112ZM133 256H132V255ZM147 256H146V255ZM150 254V255H149ZM186 254V255H185ZM193 254V255H192ZM220 254V255H219ZM93 255V256H92ZM155 255V256H154ZM164 255H166V256H164ZM173 255V256H172ZM189 255V256H188ZM199 255H201V256H199ZM221 256V257H219V256ZM224 255V256H223ZM228 255V256H227ZM52 256V257H51ZM86 256H87V258H86ZM112 256V257H111ZM143 256H145L146 257V259H144L145 257H143ZM154 256V257H153ZM160 258H159V257ZM167 256H169V257H167ZM171 256V257H170ZM183 256V258H181ZM193 258H192V257ZM198 256V257H197ZM206 256H207V258H206ZM214 256V257H213ZM217 256V257H216ZM223 256V257H222ZM78 257H80V258H78ZM124 257V258H123ZM148 257V258H147ZM150 257H152L151 259H150ZM175 257V258H174ZM180 257V258H179ZM185 257H188V258H185ZM195 257L197 258V259H195ZM230 257H232V258H230ZM262 257V258H261ZM261 259L259 258V261L261 262L262 261V259H263V261L260 263L259 262V264H264V254L263 255H261ZM55 258V259H54ZM58 258V259H57ZM120 260V259H124V261L122 262V261H118V259ZM137 258H139V259H137ZM157 258H159V259H157ZM168 258V259H167ZM177 258V259H176ZM179 258V259H178ZM191 258V261L189 260ZM211 260H210V259ZM213 258V259H212ZM217 258V259H216ZM233 258H236V259H233ZM85 259H87L86 260V262H85ZM133 259V260H132ZM143 259V260H142ZM149 259V260H148ZM153 259H154V261H153ZM156 259V260H155ZM164 259V260H163ZM166 259V260H165ZM193 259V260H192ZM205 259H208V260H205ZM220 259V260H219ZM110 260V261H109ZM126 260V261H125ZM130 260H132V261H130ZM139 261V262H137V261ZM175 260V261H174ZM185 260V261H184ZM187 260H189V263L187 262ZM230 260V261H229ZM237 260V261H236ZM135 263H134V262ZM146 261V262H145ZM156 261V262H155ZM210 261V262H209ZM213 261H215V262H213ZM222 261V262H221ZM231 261H233V263L231 262ZM79 262V263H78ZM130 262V263H129ZM141 262V263H140ZM174 262H176V263H174ZM179 262V263H178ZM185 262H187V263H185ZM212 262V263H211ZM226 262V263H225ZM236 262V263H235ZM90 264H91V262H90ZM100 264V263H99Z\"/></svg>",
	"mask_w": 264,
	"mask_h": 264
}]
</instances>
